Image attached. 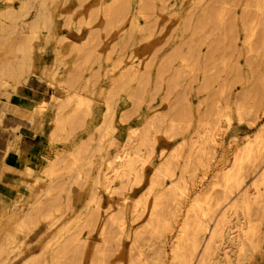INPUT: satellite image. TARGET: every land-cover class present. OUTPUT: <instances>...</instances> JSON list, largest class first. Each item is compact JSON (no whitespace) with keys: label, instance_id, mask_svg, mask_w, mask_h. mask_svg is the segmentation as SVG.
<instances>
[{"label":"rangeland","instance_id":"374dc122","mask_svg":"<svg viewBox=\"0 0 264 264\" xmlns=\"http://www.w3.org/2000/svg\"><path fill=\"white\" fill-rule=\"evenodd\" d=\"M41 1H43V0H32L34 7L31 8V11L28 12V14L26 16H24L23 19H20L18 21V26L15 29L16 31L14 30V32H10L11 34L13 33L11 36H9L10 34H7L6 36L4 35L2 38L4 45L3 46L1 45V47H0V50H1L0 51V62L7 60L8 58L13 59L15 57L16 59H14L12 62L16 61L15 63H17V64L15 67L18 68L17 69L18 74L16 77H5V76L0 75V140L5 138V141L8 145V142H9L8 138L10 140H12L13 137H11V136H13L14 132L17 131L20 127H24L26 124L36 126V125H39V122H41L40 117L46 111V109L49 105L44 109L42 114L40 113L41 115L37 112V110H34V112L32 114H30V116L28 118L23 119V121H21V122L20 121L17 122L16 125H14V126H13L14 121H13V116H12V111H11V105L13 104V101H12L13 98L17 94H21V92H24V91H37V88L39 90H41L40 87H38V84L40 83V81H42V80H40L39 76L45 77V69H44V67L40 69L39 66H42V65L44 66L45 61L47 60V58H49V50L50 49H52V51H53V58H54L55 63L57 60L59 65L65 66L63 60L67 59L68 57L73 56V61H74L73 67L74 68H72V69H77V72L80 74V78H81V79H79V82L76 85L77 87H75V89L81 88V90H79V94L82 93V95H84L88 98H89V96L95 97V99L90 98L86 102L79 103L78 99H75V97H73L70 100V102H68V104L66 103L67 106L64 105L62 107H57L54 104L56 106L55 107L56 113L54 112L52 120L54 119V117H56L57 113L60 114V116H66L67 115L66 117H69V119L71 120L69 122L70 127L68 124L65 123L64 124L65 128L62 127L61 130L54 131L53 130L54 121H52L51 127H52L53 132H55L56 134H54L53 137L51 135L52 138H50V140H51V142H56L58 147L56 149L47 150L44 153V156L42 158V162L37 165V169L27 168L28 170H30V172L28 171L29 173H27L25 171V173L28 174V175H26L27 179L29 180L30 177H33V176L34 177L32 178L31 182H28L26 189L24 190V192L22 193V195L18 199L14 200L12 196H8V197H4V198H7L5 201L2 197H0V240L4 239L7 231L11 232L12 226H13L12 224H15L14 223L15 216L20 214L21 211H24L29 206V204L31 202H33L36 198L39 197L41 200H46V198L49 199V198H52V196L57 197L58 201L61 200L60 203L58 202L59 205L61 206V205L65 204L64 202H69L68 196L70 195L69 200H71L70 201L71 203L69 202V205L74 210L72 209L69 212L67 211L66 213L61 215L56 221H54L53 223H50V224H49V222H47V219H41L39 221V223L37 224V226L35 227V230L32 232V234H30V236H27L26 240L28 238L32 239L33 237H36L38 235V233L43 232V235L41 234L40 241H38V244H36L33 247L34 250H38V248H39L38 246H40L42 243H45L48 241L52 243L51 244L52 246H50V249H52L55 246L54 240H55L56 232H58V230L64 231V230L68 229L69 233L73 232V231L81 232V234H80L81 237H83V238L87 237L91 240V242L97 243V244H99V243L101 244V242L104 243L108 238L111 239V240L108 239L109 242L106 241V243H104V244L107 245V247L109 249H110V247L112 249H110V250L106 249L105 245L101 244V245H103L102 247H105L104 249L108 250V251L104 250V253L105 252H107V253H105V257L103 258V261L99 264H131V263H133V264L140 263L141 264L140 261L143 259V257L146 258L145 260H148L144 264H149V263L153 264V262L151 260L154 259V257L152 256L153 252H151V251H153V250H151V249H152V247H154V246H152L154 243H158V239L156 238L157 240H155V242H154L153 236L156 233L154 232L153 229H151L152 226L150 225V227H149L148 226L149 224L147 223V222H149V219H148L149 216H147L148 215V208L152 204L151 201H153L152 198H154V196H155L154 194L155 193L159 194L160 190L163 189L164 186L170 182V179L167 177L162 178L163 179L162 185H161V180H159L160 181L159 185H161V186H159V189L160 188L161 189L159 190L158 186L154 185L155 187L153 186L151 189V192H150L149 191L150 187H151L150 184L152 182V173L151 172H153L154 168L157 166V162L161 158H165L167 156V154L170 155V153L173 152V150H171V149H173L176 145H178L177 146V153L180 156L176 157V159L178 158L177 160L175 158H173V159H175V162L173 161V159H170V160H172L171 162H174L171 165V166H174L173 178H178V177L183 176V179H185V180H183L181 182V184L183 183L182 185H184L185 187L183 186L184 189L182 191H184V192H182V193L184 195V194H186V191H188V192L190 191L189 193L187 192V195H184V196L182 195V193H178L176 195V197L174 198V200H172L174 202H172L170 200V204L172 202V205H176V207L178 206L180 208V209H178L175 206H173V209L176 208V210L178 209L177 211H179V210L181 211V212L179 211V213H177V214H179V215H177L178 216L177 220L181 219V218H179V216H182L183 212H185L184 210H186V207L190 204V202H191L190 199L193 197L192 195L194 194V191H198L200 189H203V191H202L203 197L201 194L200 195V197H202V198H200L201 204L200 203L199 204L203 208V206L206 207V205H208V203L210 205H212V203H214L215 206H211V208H213V210H214L213 217L214 216L217 217L219 215V212L221 213L222 208L223 209L225 208V204L227 206L229 204L228 201L230 200L231 201L230 204L232 206L233 202L238 200V197L242 194V190H244L246 187H247L246 189L251 191V192H253L252 190H254L256 188V187L255 188L252 187L251 186L252 184L250 185L249 183L250 182L252 183L253 178H255L256 174L259 175V172L262 170L261 169L259 171V169L264 168L263 167L264 166V164H263L264 157L262 155V154H264V147L261 148V146H264V144H263L264 143V131H263V126H264V106H263L264 105V97L263 96H264V94L262 95V93H264V72H263V70H264V30H263L264 29V27H263L264 26V16H263L264 15V6H263L264 0H255L254 2H253V0H250L251 2L254 3V6L251 3L249 4V0H248V3L247 2L245 3L244 0H238L237 3H236L237 0H232V1L231 0H221L218 3L217 2L215 3L216 0H210V1H212V3L211 2L209 3L208 0H202V1H199V0H195V1L194 0H151V1L145 0V4L146 3L148 4L145 7H149V9L145 8V7H144V9H148L150 11V13H148L149 12L148 10L147 11L144 10V12H145L144 13L142 11L140 12L138 9L140 7V5H142L141 2L144 0H142V1L141 0H123V5L126 6L127 11L122 10L119 12L116 11L115 13H113V12L108 13L107 11L106 12L104 11V10H106L105 7L106 8L108 7L111 0H54V1L53 0L52 1H49V0L46 1L45 0L44 4L47 7V12H48L47 14H48L50 22L47 23V25H44L43 23L42 24L39 23L37 26V29H35V31H34L35 33H32L33 31L30 33V30H29L27 24H24V22L25 23L29 22L32 15L36 13L35 7L36 6L38 7V5L41 3ZM148 1L153 2L155 4L152 3V6H151L150 5L151 3H149ZM196 1L197 2L199 1V2L195 3ZM206 1H207V3H206ZM256 1H258V2H256ZM19 3H20V0H0V9L5 5H18ZM208 3L210 4V6L212 8H210V6H208L209 5ZM227 3H229V4L231 3V4L228 5ZM104 4H106V5H104ZM211 4H213V5H211ZM217 4H219V5H217ZM240 4H242V5H240ZM244 4H245V7H243ZM207 6H208V10L205 8ZM232 6H234V8ZM248 6H250V8ZM258 6H260V7H258ZM230 7H232L231 10H230ZM214 8L217 9V12H216V10H213ZM242 8H243V10H242ZM248 8H249V10H248L249 12L247 11ZM205 9L207 10V12L205 11ZM226 9H227V11H226ZM141 10H143L142 6H141ZM202 11H203V14L201 13ZM204 12L207 13V16L205 15L206 13H204ZM213 12L215 14L213 19H216V23L214 22L215 20H212V18H211L213 16ZM151 13H153V14H151ZM200 13L203 16H201ZM223 13H225V14H223ZM243 13L246 15L245 17H244ZM248 13L250 16L248 15ZM144 14H145V16H144ZM227 15H229V16H227ZM258 15H260V16H258ZM200 16L202 18L201 21L202 20H206V21H204V22L202 21V24H199V26H197L198 24H196L197 22L195 23V21H197V19ZM88 17H89L90 21L86 22L85 18L88 19ZM146 17H147V19H144ZM221 17H222L223 21H222V19H220ZM248 17H249V19H247ZM148 18L150 19V21ZM155 18H156V21L154 20ZM209 18H211V20L213 21V23L211 22L212 25L209 22V20H210ZM232 18L234 19L233 23L234 22L236 23V24H234L235 30L237 29L236 30V33H237L236 37L234 36L236 39L233 38V35H234L233 28L234 27L232 26L233 25L232 21H231L232 25L229 26V23H230L229 21L233 20ZM183 19H185L186 21ZM224 19H226V20L228 19V21H227L228 24L226 22H225L226 24L223 23L224 21H226ZM258 19H259L258 24L260 23V26L256 25L257 23L254 24V21L257 22ZM133 20H135L139 26H142L141 28H143V26H144L142 31L148 27V26L145 27L146 25H149V24L152 25L150 27L152 29V32H151V29L149 27H148L149 30L147 28L145 31L142 32L141 28L139 26L138 27L140 29L139 28H135V29L132 28V30L131 29L129 30V28L131 27L130 21H133ZM180 20H182V21H180ZM192 20H194V21H192ZM246 20H249L250 24H249L247 29L246 28L243 29V23H244L243 21H246ZM6 21H8V20H6ZM183 21H185L184 23H186L188 21L189 22L187 24H185L183 27V25H182ZM198 21H200V20L198 19ZM249 21H247V23H244L245 27H247ZM261 21H263V22H261ZM144 22H146V23H144ZM179 22H180L181 27L179 25ZM193 22H194V24H196V26L192 25ZM6 23L9 25V22H6ZM214 23H215V25H214ZM253 25L254 26L256 25V26L254 27ZM76 26L78 28H76ZM191 26L196 27V28H193ZM226 26L227 27L229 26L231 28V30H230V28L227 29V32H228V33L226 32L227 34L225 32H223L224 30H222V27H223V29L224 28L226 29ZM236 26H238V27H236ZM256 27H257V29H256ZM96 29H98V30H96ZM193 30H195V31H193ZM101 31H103V32H101ZM127 31H129L128 32L129 34L126 33ZM148 31H150L151 33ZM230 31H232V33ZM252 31L255 34L252 33L253 35L251 36ZM105 32H107V33H105ZM136 32H139V33H136ZM246 32H249V33H247V34H249L248 35L249 39L247 42H249L250 45H249V43L243 42L245 39L241 42V40L243 38H245V36L243 37V35ZM88 33L90 34L89 36L87 35ZM144 33H146L147 35ZM153 33H154V35H153ZM218 34H220V35H218ZM227 35H229L230 38H228ZM63 36L71 38L72 40L77 41L78 43H79V41H80V43L83 42L82 40H84L87 36L89 37V39H90V37L92 38L91 41L93 43L90 41L91 43L88 44V47H91L93 49L91 50V52L88 56V58H89L88 62L86 61L87 63H84L86 65H84V64L82 65V59L80 57L81 50L80 51L76 50L77 44L76 43H75V45L74 44H72V45L67 44L68 41L65 40ZM132 36H133V38H132ZM225 36L228 38V40H226ZM5 37H6V39H4ZM93 37H95V38H93ZM26 38H27V40H29L28 49H25L23 47L25 42H27ZM120 39H122V41H120ZM185 39H186V41H185ZM200 39H201V42L199 43L198 40L200 41ZM4 40H5V42H4ZM208 40L209 41L211 40V41L209 42ZM250 40H251V42H250ZM192 41L193 42L197 41L196 42L197 45H195L196 43H193ZM206 41L209 42L208 45H207ZM214 41L217 42V43L215 42V44H217V45L216 46L210 45V43L214 44ZM131 42H133V43H131ZM136 42H137V44H136ZM191 42L193 43L192 45L190 44ZM87 43H88V41H87ZM129 43H131V44H129ZM241 43L243 44V46ZM189 44H190V46H189ZM209 45H210V47H209ZM234 45L236 47L238 46V48H236V47L233 48ZM92 46H95V47H92ZM191 46H193L192 47L193 50H192ZM219 46H220V49H218ZM229 46H231V47L229 48ZM172 47H174V50L172 49ZM207 47H209L210 52H211V50H213L212 47L214 49H216L213 54H211L210 52L209 53L207 52L209 54V57H207L208 55L206 54V51H208ZM232 48L235 50H233ZM64 49L67 51H63ZM171 49L176 54L179 53L178 58H177L178 54L175 55V53L173 51L169 52V50H171ZM110 50L111 51L113 50V51L111 52ZM175 50H177V51H175ZM16 51L18 53H16ZM152 51H153V53H152ZM218 51H219V53H218ZM78 52H80V53H78ZM168 52L171 55L173 54V57L171 56L173 60H171V61H169L171 59V57H169V55H168L169 58L166 57L167 54H169ZM195 53H197L198 55H195ZM22 54H23V56H21ZM25 54H27V55H25ZM76 54H77V56H76ZM205 54L207 55L206 57L204 56ZM210 54H211V56H210ZM174 55L176 56V59H174ZM192 55H195V57ZM26 56H28V57L30 56V58H28V59H31V62L27 63V60H25L27 58ZM159 56H163V57L161 58ZM196 56H198V57L196 58ZM203 56L206 59H204ZM22 57H23V59L24 58L25 59L23 60ZM78 57L80 59H78ZM119 57H120V59H119ZM181 57H184V58H181ZM192 57H193V59H192ZM18 58H19V62H17ZM164 58H165V60L168 58V60H166V63H165V64H167V62H168V64L166 65V68H164L165 67L164 66L165 64L163 63ZM136 59L138 62L136 61ZM148 59L149 60L152 59V61H149ZM202 59L204 61H202ZM130 60H131V62H130ZM146 60H148V62H149L148 65H150V68L147 66ZM198 60H200L203 64L200 61L198 62ZM22 61H23V64H22ZM77 61H78V63H77ZM80 61H81V64H80ZM118 61L120 62V64ZM160 62L164 65H162V66L159 65ZM234 62H236L235 65L233 64ZM18 63L20 64V66ZM25 63H26V68H25ZM127 63L133 64L135 66V68L137 66L136 69L139 71H142V69H143L142 72H144L145 74L142 72L139 73L140 77H138V78H140V79H130L129 84H128L126 82L127 79L124 77L125 75L121 77L120 73H119L122 69L126 68L125 66ZM195 63H196V65H195ZM31 64H32V66H31ZM128 64H127V66H128ZM200 64H201V67H200ZM143 65L146 66V70L149 69L147 72H145L146 71L144 69L145 66H143ZM184 65H187V66H184ZM27 66L30 68H28ZM158 66H161V68L163 67L164 69H166V72H165L163 70V68L161 70L159 67V69L161 70V73L164 72L162 74V76H160L161 73L159 71L157 72ZM194 66H196L197 69ZM231 66H233L234 69H231L232 68ZM237 66L240 70H237ZM181 68H182V70H180ZM55 70H57V69H55ZM203 70H205V71H203ZM180 71H183V72L181 73ZM236 71H238V73H236ZM55 72H57V71H55ZM55 72H54V74H55ZM148 72H149V74H148ZM239 72H240V74H239ZM146 73L148 74V77H147ZM156 73L159 75V78H157L158 75ZM118 74H119V77H118ZM180 74L186 75V76H183L185 78H182ZM206 74H208V75L206 76ZM209 74H211L210 75L211 77H208ZM212 74L214 75V77L216 79H215V81L213 80L214 81L213 83H211V81H210V83L208 84V82H206V80L204 78L207 77L206 79H207V81H209L208 79L213 77ZM236 74L237 75L239 74V75L237 76ZM174 75H176V77H177V75H180L179 76L180 78L178 77L175 79ZM234 75H236L235 76L236 79H235V77L231 78ZM259 75H260V77H258ZM20 76H22L23 78ZM55 76H57V75L55 74L54 77ZM191 76L192 77L195 76V78L193 79ZM162 77L164 79H162ZM172 77L175 80H173L170 83L169 81L172 80L171 79ZM238 77L239 78L241 77V79L243 81L240 79L238 82L237 81ZM113 78L116 79L115 83L119 80L116 83V85H118V83L120 84V82H123L122 81L123 78H125L126 80H124L123 86L121 83V85L117 87L116 85L113 84V82H114ZM144 78H145V80H144ZM229 78H231V80H233L232 81L233 83L232 82L229 83L231 81ZM18 79H19V81L17 83ZM87 79L93 80L92 81V84L94 86L93 92H88L85 88H83L84 86H86V82H87L86 80ZM112 79H113V82H112ZM146 79H147V81H146ZM212 79H214V78H212ZM23 80L25 81V83ZM137 80H140V82L146 81L148 83H147V85H146V83H143V84H145L144 87H142L143 85L141 83V87L143 89L142 88L139 89V87H140L139 85H138L139 87L137 86L138 88L135 86L138 83ZM160 80H162V81L160 82ZM202 80H203V82H205V84H204L203 88L200 89V87H201L200 83L203 84ZM226 80H228V81H226ZM131 81H132V83H131ZM174 81H176V82H174ZM234 81H237V82H234ZM259 81H261V82H259ZM140 82H139V84H140ZM20 83H22V84H20ZM168 83L172 85V87L170 86L169 90H168V88H169ZM255 83H256V85H254ZM95 84H98V85H96V87H95ZM206 84H208V85H206ZM217 84H219V85L217 86ZM229 84H230V86H228ZM125 85L127 88L128 87L129 88L127 89L125 87ZM253 85L256 86L255 87L256 89L254 88ZM114 86H116V88H114ZM133 86L135 88H137V90L139 92L135 88L133 89ZM110 87H113L112 90L115 93V95L112 92V90L110 89ZM119 87H121V88H119ZM123 87L127 89V90L125 89L126 92L129 91L128 93H133V90H134V92L136 91L135 92L136 97H137L138 93L142 94V91L144 90L143 94L140 95L141 97L139 96L140 97L139 99L137 97L139 102L137 101L136 97H133V95L135 96V93H133L132 95H128V93L121 90V89H124ZM96 88H97V91H96ZM164 88L165 89L167 88V89L164 90ZM221 89H222V92H221L222 94L220 95ZM249 89H250V91H249ZM116 90H117V94H116ZM140 90H142V91L140 92ZM242 90H245V92L247 94L244 93V91H242ZM66 91H69V90H66ZM253 91H254V93H253ZM176 92L177 93L179 92L178 93L179 96L181 93H183V94L185 93V95L183 96V94H182L181 97H179L177 94V96H174ZM242 92L244 95H246L245 97L243 95L240 96L242 94ZM109 93H112L111 95H113V96H110ZM66 94L67 93H65V95ZM166 94L168 97L165 96ZM169 94H171V95H169ZM236 94L239 95V97H243L244 100L242 101L241 99H239L237 96H235ZM173 97H174V100L172 99ZM234 97H235V99L237 97V99H236L237 101H235V102H234ZM178 98L180 99L179 101L183 100L182 102L187 103L188 107L185 106V108H186V110L184 108L185 111H182L183 108L179 107L180 108L179 109L177 107L179 104H180L179 106H181V107L184 106V105H181L183 103H181V102L179 103L178 101H176V99L178 100ZM260 98H261V101H260V106H259L258 102H259ZM104 99H106V100H104ZM209 99H210V101H209ZM255 99L256 100L258 99L257 103L255 102ZM134 100L136 101L135 105L136 106L139 105V106H137L138 108L132 106V104L134 105V103H133ZM239 100H240V102L242 101V104H240ZM208 101L209 102L212 101V102L216 103V104L211 103L212 105L214 104L213 107H211V104H210V108H209V110L211 109L210 111L207 109L209 107V106H207V103H209ZM232 101L235 103L234 104L235 107L233 106ZM106 103H111L113 105L114 110H115L113 122H114V124L116 123L115 124L116 130L114 129L113 131H110L108 133L109 135L107 134L104 138H100V137H102L103 132H100V134H99V131L95 130V125L100 120H102V117H103L102 112L106 107L105 106ZM229 103H231V104H229ZM237 103L239 104V106ZM174 104L176 105V107L179 110L175 106H174V108L172 107ZM204 104H205V106H204ZM224 104H225V106L227 105L228 107L227 106L224 107ZM229 105H230V107L232 106L233 110H229ZM130 106H131V108H130ZM170 106L174 109V111H173V109H171ZM237 106L240 109L242 120H240L241 118L240 119L238 118ZM255 106L258 107V110H257V107L255 108ZM168 107H170V108H168ZM253 107H254L255 111L253 110ZM261 107H263V108L261 109ZM132 108H134V110ZM135 108H137V109L135 110ZM175 108L178 110V112L175 110ZM214 108L215 109L217 108V110L221 111V112L219 111L220 112L219 115L216 111H212ZM232 108H230V109H232ZM129 109L132 110V115H130L131 113L129 114V111H130ZM167 109H168V111H169V109H171L172 113L176 114L177 116L170 113L171 111H169L168 114H167V112L165 113V111H167ZM187 109L188 110L190 109V111H188ZM223 109L226 111H228V110L229 111L226 112V111H223ZM133 111L135 113H133ZM179 111H181V112H179ZM208 111H209V113H208ZM71 112H72V114H71ZM76 112H77V114H76ZM213 112H214V114H213ZM124 113H126L125 117L123 116ZM179 113L182 115H179ZM216 113H217V115H216ZM223 113H225L226 115L223 116L222 115ZM234 113H235V115H234ZM183 114L185 116L187 115L186 119H184L185 117L183 116ZM204 114H205V116H204ZM71 115H72V117H71ZM74 115H76V116H74ZM127 115H128V118L126 119ZM170 115H171V118L173 116L174 117L171 119ZM228 115L231 117H229ZM203 116L206 119L203 118ZM227 116L229 117L228 122H227ZM120 118L121 119L123 118V121ZM152 118H154V119H152ZM176 118H178V119H176ZM230 118H231V120H230ZM124 119H125V121H124ZM196 119H198L200 121V124L198 123L199 127H200L199 130H198L199 127L197 126L198 120L196 121ZM207 119H208V121H210L209 122L210 124L208 123ZM203 120H205V121H203ZM215 121H217V122H215ZM204 122H205V124L207 123L208 125L203 124ZM148 123H150V124H148ZM211 123L214 125H211ZM146 124L148 125V127ZM149 125H151V126L149 127ZM227 125H228V127L226 128ZM49 126L50 125H45L44 127H45V129H47ZM142 126H144V127H142ZM209 126H210V128H209ZM212 126H213V128H212ZM141 127L143 128L144 131L142 130V132H144V133L147 130L146 128H149L148 132H146L147 134H149L148 135L149 137H147V134L145 133L146 139H142L143 136H141V138H140L141 141H140L138 139L139 138L138 135H140V133H141V135L144 134L141 132V129H142ZM195 127H197V128H195ZM203 128L206 130H203ZM207 128L209 130L213 129V131H210L211 134ZM214 128L215 129L217 128V130L215 131ZM79 129H81V131H78ZM68 130H70L71 132H69ZM196 132H198L199 135H198V133L196 135H194ZM90 133L93 135H91L92 136L91 139L87 140L88 139L87 135H90ZM110 133H111V135H110ZM130 133H132V134H130ZM213 133H214V135H213ZM254 133H258L257 140L253 141L254 147L252 145V147L254 149H256L255 151H253V149H252V155H253V153H255L256 155L254 154L253 159L250 160L252 158V155H251V158H249V160H248L250 163H247V161L244 160V162H246L247 164L243 163V161H242V163L240 161H238V162H236V165H233L232 164L233 163L232 158H234L233 157L234 153H235L234 149L236 151V146H239L240 143H242V141L246 139V136L250 140H253L251 135H254ZM203 135H204V137H203ZM207 135H208V138H207ZM220 135H222V136H220ZM244 135H245V137H243ZM259 135L261 137H259ZM125 136H128L129 139H128V137L126 138ZM196 136L197 137L199 136V138H197ZM212 136H214V137L212 138ZM217 136H218V140H217ZM210 137L212 138V140ZM92 138H93V140H92ZM147 138H149V139H147ZM188 138H189V140H188ZM214 138H216V140ZM18 139H19V137H18ZM190 139H191V141H190ZM236 139L239 141H237ZM81 140L82 141L87 140L88 143L84 141L83 142L84 144L82 143L81 144L82 146H81L80 145ZM138 140L140 141V143L138 142ZM145 140H148V141H145ZM209 140H211V141H209ZM185 141H187L186 142L187 145H184ZM188 141H190V142H188ZM193 141H195V142H193ZM214 141H216V142H214ZM229 141H230V143H229ZM191 142H193L194 145H192L193 143H191ZM199 142L201 144L204 143V144H202V146L200 144L201 149L199 146ZM234 142L236 145L234 144ZM180 143H181V146H180ZM212 143H214L215 145ZM217 143H218V145H217ZM76 144L78 146H81V147H79V149L74 148V146L75 147L77 146ZM189 144H191L190 147H189ZM7 145H6V150L9 149L8 148L9 146H7ZM205 145H206V147H205ZM232 145H233V147H232ZM129 146H130V148H129ZM132 146H133V149L131 148ZM185 146H186V148H185ZM136 147L139 149H137ZM187 147H189L190 149H188ZM195 147H197V148H195ZM202 147H203V151H201ZM72 148H74V149H72ZM127 148H128V150H127ZM221 148H222V150H221ZM134 149H136V152H135L136 154L132 155V152L134 153V151H135ZM162 149L164 151H162ZM199 149H200V151H199ZM205 149L208 151L209 155ZM210 149H212L211 152H209ZM73 150H74V155L77 154L76 157H74V155H71L68 157V155H70L69 153ZM126 150L130 153V155H132V157L135 156L136 159L138 158L139 161L135 160L138 163L136 162L133 166V163L135 162V161H133V163L131 165L136 170L135 169L133 170V167H132V170H130L131 173L128 174V177L127 176H125V177L124 176H118V175L114 177V175L112 174L113 176H111V178H114V180H113V182L111 181L112 183L110 184V187L111 186L112 187L110 190L114 189V187H115L116 193L114 192L112 194V198L110 199L111 201H109V203H108V199L106 200V198H107L106 196H108V195H107L106 191L103 190V187H101L102 184L98 183L99 181L97 178H99V176L95 177V175H97V173H100L101 171H106V170H109L111 168V167H109L108 162H110L111 159H113V156L115 158V164L120 165L121 162L123 161V159L125 158L124 153L126 152ZM187 150L189 151L190 155H191L190 151H192V155H191L192 157L191 156L187 157V155H186V154H188V153H186ZM259 150H261V151H259ZM152 151H153V153H152ZM193 151L195 153L197 152V154H199V156H197ZM67 152H69V153H67ZM116 152H117V154H115ZM183 152L185 154H183ZM204 152L207 154H205ZM259 154L261 155L259 158L260 161L256 162V160H258ZM116 155H117V158L115 157ZM194 155L197 157H195ZM182 156L184 159L182 158ZM256 156H257V158H256ZM81 157H82V159H81ZM139 157H140V159H139ZM179 157L181 158V160ZM199 157H201V158H199ZM202 157L206 158V159L204 160ZM220 157L222 158V160H220L221 159ZM55 158L58 159L57 160L58 162L56 161ZM185 158L188 159V161L192 158L194 159V160L192 159V160H190V162H188V165L189 166L191 165V167L187 166V167H189L188 169L186 168L187 172L186 171L184 172L182 169H179L180 167H182V166H180V164L184 163L183 160L186 161ZM214 158H216V159H214ZM218 158H220V159L218 160ZM54 159H55V162L57 163V164L56 163L54 164L56 167L53 166L54 172L51 175L45 176V175H47V173H44V170L49 165V163ZM75 159H76V161L78 160L77 164H74ZM195 160H197L198 162L199 161L200 162L205 161L204 165H200V164L197 165L198 163ZM208 161L210 163H207ZM214 161H216L215 166H214ZM252 161H253V163H252ZM193 162H194V164L197 163L196 166L194 164H192ZM175 163H177V165H179V168ZM248 164L250 167L248 166ZM250 164H252V165H250ZM253 164L257 165L255 167L256 170L254 169ZM76 165H78L79 167L82 166V168L80 167L78 169V168H76ZM232 165L234 166V168ZM67 166H68V168H67ZM192 166L196 167V168H193ZM205 166L207 168L208 167L209 168L207 170H205L206 169ZM216 166H219L220 169H219V167H216ZM229 167H232V169H231L232 174L234 172H236L237 169L238 170L240 169L239 171H241V174L247 173V175L245 174V176L242 175V176L238 177V179L241 177L240 180L241 179L243 180V178H245V179L241 182L242 184H240L239 187H236V188L231 187L230 188V190H231L230 192L232 194L228 191L226 192L227 197H228L226 199V197H225L226 193L224 194L223 192H224V189L226 191L227 187H226V185H224V187L222 186L223 177H222V179H220L222 174H220V177H219L218 171L221 172L225 168H229ZM190 168L191 169L193 168V170H191ZM212 168H213V170H212ZM72 169H74V170H72ZM79 170L81 172H79ZM214 170L215 171L217 170L216 174L213 172ZM242 170H243V172H242ZM180 172L182 174L180 176H178L180 174ZM201 173H203V176ZM212 173H214V174H212ZM221 173H223V172H221ZM76 174H77L78 178H75ZM211 174H212V176H211ZM234 174L236 176L240 175L239 172L238 173L236 172ZM81 175H82V178H81ZM84 175H85V177H83ZM216 175L218 176L217 178H216ZM257 175H256V178L258 177ZM94 177H95V180H93ZM202 177H203V179H200ZM212 177L213 178L215 177L216 179L219 178V180H221V182H220V183H222L221 184L222 187L220 186L221 188L219 187L220 183L216 179L215 180L212 179ZM159 179H161V178H159ZM65 180H66V182H65ZM127 180H128V182H127ZM61 181H62V183L65 182V185L63 186V188L60 186L57 187L58 185H61ZM70 181H71V183H70ZM120 181H121V183H123L121 185L122 188L117 187L121 184V183H119ZM216 181L219 184L216 183ZM254 181H257V179L256 180L254 179ZM254 181H253V183H254ZM207 182H211L212 184L207 183ZM95 183H96V185H95ZM124 183H126V184H124ZM185 183H186V185H185ZM230 183H229V185H230ZM207 184H209V185L207 186ZM255 184L258 186L259 182L257 181V183L255 182ZM68 185H69V187H68ZM244 185L246 187H244ZM94 187H96L97 190L96 189L92 190ZM156 188L159 190V192ZM190 188L193 190H191ZM232 188H234L235 190ZM123 189H125V190H123ZM219 189H221V190H219ZM206 190H209V191H207L209 193H207ZM148 191H149V193H148ZM237 191L239 193L238 197H237ZM120 192H122V193H120ZM94 193L97 195L96 198L98 197L96 202H100V203H97L98 208H100L99 209L100 211L99 210L97 211L98 214L96 213L97 217L92 218L91 221H88L85 216H81V217L77 218L76 217V215H77L76 210L82 211L84 209L83 211H85L87 209L89 211H91V210L94 211L92 209V207L93 208L95 207V203L93 201L90 202V199L92 198L91 194H94ZM204 193H207L206 197H208L207 195L210 193L212 194V195L210 194L211 197H214V198L217 195L218 199L220 198L219 196L221 193L222 194L221 198H220L221 200L219 201L216 197L218 202L215 201V199L213 201L211 200L212 203L208 202L210 199H209V197L206 199V197L204 196ZM0 194L2 195L3 193H0ZM144 194H146V195H144ZM223 194L225 195L224 196V198L226 199L225 202H223V200H225V199H223ZM228 194L230 196H228ZM233 194H234V196H233ZM124 195L126 196V200L123 204L125 207L121 206L122 203L120 205V203L118 202V200L121 199ZM181 195H182V197H181ZM103 196L105 197V199ZM150 196L151 197L153 196V197L151 198ZM189 196H190V198H189ZM204 197H205V200H204ZM263 197H262V199H263ZM139 198L140 199L145 198V199H143L146 202L145 205H144V203H142L144 201L142 200V202H141V200ZM177 198H180V199H177ZM182 198H184V199H182ZM233 198L235 199V201ZM232 199H233V202H232ZM257 199H260V197ZM206 200H207V202H206ZM163 201H164V199L161 200L162 204L160 203L162 206H163V204L165 205V203L167 202L166 199H165L166 202L163 203ZM204 201L207 203L206 205L204 204L205 203ZM255 201H257V202H255ZM255 201H253L254 203H252V201H251L252 204H250L249 207H251V206L252 207H251V210H248L247 214L246 213L244 214L242 212V210H238V209L235 211L234 214L232 212L233 215H231V216L233 219L231 221V225H233V226H232V228H225V232H224L225 234H224L223 238L220 239V242H217L215 244V247L219 244L220 245L216 247L215 252L212 254L213 257L211 256L213 261L210 260L209 264H220V263L221 264H264V203H263V201H260V202L258 200H255ZM92 202H93V204H92ZM139 202H141L142 204H139ZM220 202H221V204H219ZM84 203H85V205H84ZM87 203H89V204H87ZM114 203H115V205H114ZM136 203H138V204H136ZM179 203H181V204H179ZM187 203H189V204H187ZM168 204H169V201L167 202L166 205H168ZM87 205H88V208H87ZM172 205L167 206V207H169L168 209L166 207L165 213L167 212V210H169L172 207ZM258 205L260 206V208H258L259 207ZM84 206H85V208H84ZM117 206L123 207L122 210L123 209L124 210L121 211V209L120 208L118 209ZM161 207H158V208L160 209ZM181 207H184V209ZM220 207H221V209H220ZM115 208H116V210H115ZM197 208L198 207H196L195 210L196 211L198 210V213H200L199 208L198 209ZM164 209L165 208L162 207V210H164ZM162 210H159V211H162ZM170 210H172V208ZM230 210H233V209H230ZM110 211H111V213H110ZM115 211L118 212V213L116 212L115 215H117V218L120 217V219H118L119 220L118 222H114V221L111 222V219L114 218L113 217L114 213H112V212H115ZM252 211L255 213H253ZM42 212H44V210ZM256 212H257V214H256ZM119 213L122 214V216L118 215ZM190 213H191L190 214V216H191L192 211ZM194 213H195V211H193V215H194ZM236 214H237V217H236ZM107 215H109L111 218H108L109 216H107ZM147 219H148V221H147ZM66 223L68 224L67 227H66ZM146 223L148 225H146ZM51 224H53V225H51ZM116 224H117V226H116ZM139 224H140V227H139ZM209 224H210V226L213 225L212 219L209 221ZM252 226L254 229L252 228L251 230H249ZM13 229H15V225L13 226ZM241 230L245 231V233ZM254 230H256V231L254 232ZM147 231H148V234H147ZM235 231H237V232H235ZM113 232H115V233H113ZM143 232H145V233H143ZM172 232L170 233V235L168 233H166L164 236V238H165L164 240L166 241V243L163 246V248L166 252V259L161 260L160 264L169 263L168 260L170 259L169 257L171 254L169 252L170 250H169L168 245L170 242L169 239L171 240V238L174 235V233H172ZM110 233L113 234V235H111L113 237H109ZM229 233H231V234H229ZM247 233L250 236V237L248 236L249 239L246 235ZM65 234L66 233H64L63 235H65ZM134 234H135V237L134 236L132 237V235H134ZM102 236H104L105 238L107 236L108 238L105 241H102V240H104L103 239L104 237H102ZM155 236L157 237V234ZM101 238H102V240H101ZM241 238L244 240V244H243L244 247H242L243 245L241 244L242 246L240 248V242L239 241L241 240V243H243V240ZM119 241H120V243H119ZM217 241H219V240H217ZM233 241H235V244L233 243ZM151 243H153V244L151 245ZM109 244H110V246H108ZM116 245L119 248L118 250H120V252L119 251L116 252L117 251V250H115V249H117V247L115 248ZM131 246H132V248H131ZM150 246H151V248H150ZM239 248L242 250H240ZM27 252H29V250H27L26 252L20 253L19 256L17 255V257L13 258V260L10 262V264H16L21 258H23L27 255ZM112 252L113 253L116 252V253L113 254V256H112V255H110V253L112 254ZM224 252H226V253L228 252L225 255L226 258L229 257L228 259H226V258L224 259L222 257L224 255L223 254ZM238 252H240V253H238ZM80 254H83V255L81 256ZM107 254H109V255H107ZM215 254H218V255H215ZM14 255H15V253L12 252L10 254V257H13ZM70 255L71 254L69 252L67 253V255L65 253L59 257L58 261L56 260L55 262H52L51 258H50L51 255L48 254L46 256V261L48 262L47 264H60V263L61 264H66V263L67 264H69V263L70 264H76V261H71V257L73 255H71V256ZM76 255L75 256L78 258L73 257V259L77 260V264H86V263L96 264V263L90 261L91 258L86 256V253L83 250L81 253H76ZM79 255L81 258H79ZM106 255H107V257H106ZM120 255H122V256H120ZM140 255H142V256L140 257ZM119 256H120V258H119ZM67 257H69V258H67ZM215 258H218V259H215ZM143 260H142V262L145 261V260L144 261ZM164 260H166L167 262H165ZM218 260L220 261V263ZM237 262H239V263H237Z\"/></svg>","mask_w":264,"mask_h":264},{"label":"bare ground","instance_id":"6f19581e","mask_svg":"<svg viewBox=\"0 0 264 264\" xmlns=\"http://www.w3.org/2000/svg\"><path fill=\"white\" fill-rule=\"evenodd\" d=\"M44 1V2H43ZM43 1H41V3L38 5V7L36 6L35 7V10H36V13L35 14H33L32 15V17L30 18V20H29V22H27V23H25L24 22V24H27V26H28V28H29V30H30V33L32 32V33H35L34 31H35V29H37V26H38V24L40 23V24H44V25H47V23H49L50 21H49V17H48V12H47V7H46V5L44 4L45 3V0H43ZM46 1H48V0H46ZM49 1H52V0H49ZM54 1V0H53ZM142 1V0H141ZM151 1V0H150ZM150 1H148L149 3H151L150 5L152 6V3L153 2H150ZM195 1V0H194ZM199 1H202V0H199ZM198 1V2H199ZM209 1V3L211 2L212 3V1H210V0H208ZM219 1H221V0H216L215 1V3L217 2H219ZM232 1V0H231ZM245 1V3L247 2L248 3V0H244ZM255 0H253V2H254ZM157 2V1H156ZM197 1L195 2V3H198ZM238 2V0L236 1V3ZM253 2H251L250 0H249V4L251 3L253 6H254V3ZM256 2H258V1H256ZM56 3V2H55ZM142 3V5H140V7L138 8L139 9V11L141 12H144V10H148L149 9V7H145V6H147L148 4L146 3L145 4V0L144 1H142L141 2ZM206 3H207V1H206ZM208 3V4H209ZM153 4H155V3H153ZM220 4V3H219ZM219 4H217V5H219ZM223 4V3H222ZM228 5H230L229 3H227ZM263 4H264V2H263ZM104 5H106V4H104ZM203 5V4H202ZM205 5V4H204ZM211 5H213V4H211ZM240 5H242V4H240ZM141 6H142V9L143 10H141ZM208 6H210V4L208 5ZM208 6L207 7H205L207 10H208ZM224 6V5H223ZM235 6V5H234ZM234 6H232L233 8H234ZM251 6V5H250ZM250 6H248L249 8H250ZM262 6V5H261ZM264 6V5H263ZM34 7V5H33V2H32V0L30 1V0H20V3L18 4V5H5V6H3L1 9H0V47H1V45L3 46L4 44H3V41H2V38H3V36L5 35H7V34H10L9 36H11L12 34L10 33V32H14V30L17 28V26H18V21L20 20V19H23L24 18V16H26L27 14H28V12H30L31 11V8H33ZM144 7L145 8H148V9H144ZM203 7V6H202ZM232 7H230V10H231V8ZM243 7H245V4H244V6ZM252 7V6H251ZM258 7H260V6H258ZM159 8V7H158ZM210 8H212L211 6H210ZM219 8V7H218ZM249 8L247 9V11L249 10ZM105 9L106 10H104L105 12L107 11L108 13H110V12H113V13H115L116 11L117 12H119V11H122V10H126V6L125 5H123V0L121 1V0H111V2H110V4L108 5V7L106 8L105 7ZM201 9V8H200ZM205 9V11L207 12V10ZM220 9V8H219ZM203 10V9H202ZM213 10H216V12H217V9L216 8H214ZM234 10V9H233ZM242 10H243V8H242ZM259 10V9H258ZM257 10V11H258ZM127 11V10H126ZM137 11V10H136ZM149 11V10H148ZM225 11V10H224ZM226 11H227V9H226ZM206 12H204V13H206ZM210 12V11H209ZM249 12V11H248ZM135 13V12H134ZM145 13V12H144ZM148 13H150V11L148 12ZM202 14H203V11L201 12ZM200 13V14H201ZM211 13V12H210ZM258 13V12H257ZM51 14V13H50ZM107 14V13H106ZM126 14V13H125ZM124 14V15H125ZM151 14H153V13H151ZM150 14V15H151ZM201 14V16H203ZM223 14H225V13H223ZM244 14V13H243ZM199 15V14H198ZM206 16H207V13L205 14ZM204 15V16H205ZM212 15V14H211ZM248 15H249V13H248ZM118 16V15H117ZM131 16V15H130ZM144 16H145V14H144ZM201 16L198 18L200 21H201ZM215 16V14H214V12H213V16L211 17L212 18V20H215L214 22L216 23V19H213V17ZM227 16H229V15H227ZM246 15L244 14V17H245ZM250 16V15H249ZM258 16H260V15H258ZM264 16V15H263ZM90 17V16H89ZM89 17H88V19H86L85 18V20H86V22H89L90 20H89ZM116 17V16H115ZM117 18V17H116ZM131 18V17H130ZM157 18V17H156ZM156 18L154 19L155 21H156ZM197 18V17H196ZM208 18V17H207ZM211 18H209L208 20H209V22L211 23H213V21L211 20ZM262 18V17H261ZM144 19H147V17L146 18H144ZM149 19V18H148ZM198 19H197V21H195V23L196 24H198L197 26H199V24H202V21L204 22V21H206V20H202L201 22L200 21H198ZM220 19H222V17L220 18ZM231 19V18H230ZM229 19V20H230ZM233 19V18H232ZM247 19H249V17L247 18ZM6 20H8V21H6ZM183 20H185V19H183ZM224 20H226V19H224ZM255 20V19H254ZM23 21V20H22ZM149 21H150V19H149ZM148 21V22H149ZM152 21V20H151ZM154 21V22H155ZM180 21H182V20H180ZM186 21V20H185ZM185 21H183L182 22V25H183V27H184V25L185 24H187L188 22H186V23H184ZM192 21H194V20H192ZM220 21V20H219ZM222 21H223V19H222ZM228 19L226 20V21H224L223 23H227L228 24ZM231 21H232V23H233V21H234V19L233 20H230L229 22V26L230 25H232V23H231ZM247 21H249V20H246V21H243L244 23H247ZM253 21V20H252ZM258 21H259V19L257 20V22L256 21H254V24L255 23H257L256 25H259L260 26V23L258 24ZM6 22H9V25L6 23ZM131 22V23H130ZM129 23L131 24L130 26V28H129V30L131 29L132 30V28L133 29H135V28H141L142 26H139L138 25V23L135 21V20H133V21H130ZM153 22V21H152ZM199 22V23H198ZM261 22H263V21H261ZM21 23V22H20ZM144 23H146V22H144ZM212 23H211V25H212ZM215 23H214V25H215ZM225 23V24H226ZM244 23H243V29H247L248 28V26H249V24H250V21L248 22V25H247V27H245L244 26ZM252 23V22H251ZM149 24V23H148ZM155 24V23H154ZM153 24V25H154ZM196 24H194V22H193V26H196ZM234 24H236L235 22L233 23V33H234V35H233V38H235L236 37V30H235V25ZM242 24V23H241ZM240 24V25H241ZM51 25V24H50ZM104 25V24H103ZM179 25H180V22H179ZM246 25V24H245ZM255 25V26H256ZM25 26V25H24ZM79 26V25H78ZM139 26V27H138ZM151 27L152 25H146L145 27ZM188 26V25H187ZM193 26H191V27H193ZM227 27L226 26V29L224 28L223 29V27H222V30H224L223 32H227V29L228 28H230V27ZM231 26V27H232ZM254 26V25H253ZM254 26V27H255ZM26 27V26H25ZM147 27V28H148ZM161 27V26H160ZM180 27H181V25H180ZM236 27H238V26H236ZM258 27V26H257ZM257 27H256V29H257ZM264 27V26H263ZM46 28V27H45ZM76 28H78L77 26H76ZM103 28V27H102ZM139 28V29H140ZM143 28H144V26H143ZM143 28H141V31H142V29ZM146 28V29H147ZM149 28H148V30H149ZM193 28H196V27H193ZM192 28V29H193ZM208 28V27H207ZM241 28V27H240ZM127 29V28H126ZM146 29H144L143 31H145ZM151 29V28H150ZM254 29V28H253ZM252 29V30H253ZM96 30H98V29H96ZM95 30V31H96ZM102 30V29H101ZM160 30V29H159ZM226 30V31H225ZM230 30H231V28H230ZM259 30V29H258ZM264 30V29H263ZM16 31V30H15ZM139 31V30H138ZM140 31V32H141ZM142 31V32H143ZM154 31V30H153ZM161 31V30H160ZM193 31H195V30H193ZM198 31V30H197ZM196 31V32H197ZM200 31V30H199ZM235 31V32H234ZM242 31V30H241ZM246 31V30H245ZM91 32V31H90ZM89 32V33H90ZM101 32H103V31H101ZM129 31H127L126 33H128ZM148 32H150V31H148ZM151 32H152V29H151ZM150 32V33H151ZM231 33H232V31H230ZM239 32V31H238ZM257 32V31H256ZM29 33V34H30ZM87 34L88 36L90 35V34ZM105 33H107V32H105ZM132 33V32H131ZM136 33H139V32H136ZM147 33V32H146ZM146 33H144V34H146ZM149 33V34H150ZM155 33V32H154ZM154 33H153V35H154ZM160 33V32H159ZM228 33V32H227ZM226 33V34H227ZM247 33H249V32H246V33H244V35H243V37L245 36V38H243L242 40H241V42L243 41V42H245V43H249V42H247L248 41V35L249 34H247ZM255 34L253 31L251 32V36L253 35V34ZM129 34V33H128ZM127 34V35H128ZM148 34V33H147ZM146 34V35H147ZM225 34V35H226ZM28 35V34H27ZM32 35V34H31ZM105 35V34H104ZM122 35V34H121ZM126 35V34H125ZM137 35V34H136ZM203 35V34H202ZM206 35V34H205ZM218 35H220V34H218ZM86 37L84 40H82L83 42H81L80 43V41H79V43L77 42V41H74V40H72L71 38H68V37H66V36H63L64 37V39L65 40H67L68 41V43L67 44H74L75 45V43L77 44V49L76 50H78V51H80L81 50V54H80V57H81V59H82V65L84 64V63H87L88 62V56H89V54H90V52H91V50L93 49V48H91V47H88V44L89 43H91L92 41V38L90 37V39H89V37ZM139 36V35H138ZM235 36V37H234ZM33 37V36H32ZM136 37V36H135ZM222 37V36H221ZM227 37L228 38H230L229 37V35H227ZM226 36H225V38H226V40H228V38H227ZM60 38V37H59ZM93 38H95V37H93ZM132 38H133V36H132ZM187 38V37H186ZM191 38V37H190ZM261 38V37H260ZM4 39H6V37L4 38ZM32 39V38H31ZM199 39V38H198ZM202 39V38H201ZM201 39H200V41L198 40V42L200 43L201 42ZM219 39V38H218ZM236 39V38H235ZM132 40V39H131ZM137 40V39H136ZM205 40V39H204ZM203 40V41H204ZM26 41L27 42H25V44L23 45V47L25 48V49H28V47H29V40H27V38H26ZM87 41H88V43H87ZM91 41V42H90ZM120 41H122V39H120ZM135 41V40H134ZM184 41V40H183ZM185 41H186V39H185ZM209 41V40H208ZM211 41V40H210ZM209 41V42H210ZM236 41V40H235ZM4 42H5V40H4ZM193 42V41H192ZM190 43L191 45L193 44V43H196L197 41H195V42H193V43ZM207 42V41H206ZM209 42H207V45L209 44ZM215 42L216 41H214V44H211L210 43V45H212V46H216L217 44H215ZM228 42V41H227ZM226 42V43H227ZM250 42H251V40H250ZM64 43V42H63ZM93 43V42H92ZM96 43V42H95ZM131 43H133V42H131ZM131 43H129V44H131ZM217 43V42H216ZM229 43V42H228ZM227 43V44H228ZM234 43V42H233ZM136 44H137V42H136ZM178 44V43H177ZM190 44H189V46H190ZM226 44V45H227ZM242 44V43H241ZM63 45V44H62ZM93 45V44H92ZM135 45V44H134ZM179 45V44H178ZM195 45H197V43L195 44ZM194 45V46H195ZM210 45H209V47H210ZM229 45V44H228ZM249 45H250V43H249ZM253 45V44H252ZM177 46V45H176ZM175 46V47H176ZM242 46H243V44H242ZM22 47V48H23ZM32 47V46H31ZM92 47H95V46H92ZM154 47V46H153ZM193 46H191V48H192ZM197 47V46H196ZM209 47H207V49H208V51H206V54L208 55H204L205 57L207 56V57H209ZM224 47V46H223ZM231 46H229V48H230ZM236 46L234 45V47L233 48H235ZM3 48V47H2ZM21 48V47H20ZM73 48V47H72ZM79 48V49H78ZM180 48V47H179ZM189 48V47H188ZM190 48V49H191ZM199 48V47H198ZM216 48V47H215ZM232 48V49H233ZM236 48H238V46L236 47ZM172 49L174 50V47H172ZM169 50V52L171 51H173V50ZM178 49V48H177ZM195 49V48H194ZM212 49L213 50H211V54H213L214 52H215V50L216 49H214L213 47H212ZM218 49H220V46H219V48ZM227 49V48H226ZM231 49V50H232ZM75 50V51H76ZM95 50V49H94ZM154 50V49H153ZM179 50V49H178ZM192 50H193V48H192ZM225 50V49H224ZM228 50V49H227ZM233 50H235V49H233ZM253 50V49H252ZM1 51V50H0ZM111 51V50H110ZM113 51V50H112ZM111 51V52H112ZM119 51V50H118ZM175 51H177V50H175ZM110 52V53H111ZM157 52V51H156ZM168 52V53H169ZM174 52V51H173ZM208 52V53H207ZM230 52V51H229ZM234 52V51H233ZM16 53H18L17 51H16ZM69 53V52H68ZM78 53H80V52H78ZM93 53V52H92ZM152 53H153V51H152ZM175 53V52H174ZM181 53V52H180ZM194 53V52H193ZM218 53H219V51H218ZM24 54V53H23ZM23 54L21 55V56H23ZM72 54V53H71ZM167 54V53H166ZM178 54V55H177ZM175 53V55H177V58H178V56H179V53ZM192 54V53H191ZM211 54H210V56H211ZM20 55V54H19ZM25 55H27V54H25ZM32 55V54H31ZM30 55V56H31ZM65 55V54H64ZM67 55V54H66ZM159 55V54H158ZM168 55H169V57H173V54L171 55L170 53L169 54H167V56L166 57H168ZM174 55V59H176V56ZM195 55H198L197 53H195ZM195 55H192V56H194L195 57ZM30 56L28 57V56H26L27 58L25 59V60H27V63L28 62H31V59H28V58H30ZM71 56V55H70ZM76 56H77V54H76ZM79 56V55H78ZM153 56V55H152ZM151 56V57H152ZM202 56V55H201ZM204 56H203V58H204ZM251 56V55H250ZM134 57V56H133ZM159 57H163V56H159ZM168 57V58H169ZM172 57H171V59L169 60V61H171V60H173L172 59ZM190 57V56H189ZM198 56H196V58H197ZM213 57V56H212ZM215 57V56H214ZM141 58V57H140ZM168 58L166 59V60H168ZM181 58H184V57H181ZM14 59H16L15 57L12 59V58H8L7 60H4V61H1L0 62V75H2V76H5V77H16L17 76V74H18V71H17V69L18 68H16L15 66H16V64L17 63H15V62H12ZM22 59H23V57H22ZM23 59V60H24ZM33 59V58H32ZM78 59H80L79 57H78ZM119 59H120V57H119ZM150 59V58H149ZM148 59V60H149ZM192 59H193V57H192ZM204 59H206V58H204ZM245 59V58H244ZM18 61L17 62H19V58L17 59ZM148 60H146V64H147V66L150 68V65H148L149 64V62H148ZM160 60V59H159ZM166 60H165V58H164V61H163V63L165 64L166 63ZM185 60V59H184ZM214 60V59H213ZM66 61V60H65ZM87 61V62H86ZM136 61H137V59H136ZM142 61V60H141ZM149 61H152V59L151 60H149ZM158 61V60H157ZM182 61V60H181ZM200 60H198V62H199ZM202 61H204L203 59H202ZM33 62V61H32ZM119 62V61H118ZM130 62H131V60H130ZM138 62V61H137ZM201 62V61H200ZM218 62V61H217ZM237 62V61H236ZM236 62H234L233 64L235 65V63ZM77 63H78V61H77ZM145 63V62H144ZM152 63V62H151ZM202 63V62H201ZM19 64V63H18ZM22 64H23V61H22ZM21 64V65H22ZM80 64H81V61H80ZM119 64H120V62H119ZM128 64V63H127ZM127 64H126V68H124V69H122L119 73H120V76L122 77V76H124L126 79H127V83L129 84V80L130 79H140V78H138V77H140V74L139 73H141L142 71H143V69H142V71H139V70H137L136 68H137V66H136V68H135V66L133 65V64H128V66H127ZM164 64H162L161 62H160V64L159 65H164ZM167 64H168V62H167ZM167 64H165L164 66V68H166V65ZM203 64V63H202ZM84 65H86V64H84ZM195 65H196V63H195ZM199 65V64H198ZM233 65V66H234ZM19 66H20V64H19ZM18 66V67H19ZM31 66H32V64H31ZM120 66V65H119ZM143 66H145V65H143ZM161 66H158L157 67V72L159 71L160 73H161V70H162V68H161ZM184 66H187V65H184ZM203 66V65H202ZM233 66H231L232 68L231 69H234L233 68ZM254 66V65H253ZM28 67V66H27ZM122 67V66H121ZM124 67V66H123ZM159 67H160V69H159ZM195 68H196V66H194ZM200 67H201V64H200ZM20 68V67H19ZM25 68H26V63H25ZM28 68H30V67H28ZM27 68V69H28ZM72 68H74V67H72ZM163 68V70L166 72V69H164ZM183 68V67H182ZM182 68L180 69V70H182ZM203 68V67H202ZM201 68V69H202ZM250 68V67H249ZM256 68V67H255ZM56 69V68H55ZM140 69V68H139ZM144 69L146 70V66L144 67ZM179 69V68H178ZM197 69V68H196ZM236 69V68H235ZM29 70V69H28ZM149 69H147L145 72H147ZM192 70V69H191ZM194 70V69H193ZM208 70V69H207ZM237 70H240L239 68H238V66H237ZM255 70V69H254ZM55 71H57V70H55ZM54 71V72H55ZM139 71V72H138ZM179 71V70H178ZM185 71V70H184ZM201 71V70H200ZM199 71V72H200ZM203 71H205V70H203ZM216 71V70H215ZM24 72V71H23ZM54 72H53V74H52V77H54V75L56 74H58L57 72H55V74H54ZM181 73L183 72V71H180ZM179 72V73H180ZM208 72V71H207ZM213 72V71H212ZM263 72H264V70H263ZM142 73H144V72H142ZM164 73V72H163ZM163 73H161L160 74V76H162V74ZM178 73V74H179ZM201 73V72H200ZM215 73V72H214ZM236 73H238V71H236ZM27 74V73H26ZM145 74V73H144ZM148 74H149V72H148ZM148 74L146 73V75H147V77H148ZM157 74V73H156ZM204 74V73H203ZM239 74H240V72H239ZM238 74V75H239ZM60 75L62 76V73H60ZM142 75V74H141ZM158 75V74H157ZM181 75V74H180ZM180 75H177V77H176V75H174L175 77V79L176 78H178ZM208 74H206V76H207ZM211 74H209V76L208 77H211L210 76ZM213 75V74H212ZM237 75V74H236ZM236 75H234L233 77H231V78H234ZM237 75V76H238ZM23 76V75H22ZM22 76H20V77H22ZM173 76V75H172ZM183 76H186V75H181V77L182 78H185V77H183ZM205 76V75H204ZM256 76V75H255ZM19 77V76H18ZM118 77H119V74H118ZM120 77V78H121ZM192 77V76H191ZM258 77H260V75L258 76ZM23 78V77H22ZM86 78V77H85ZM119 78V79H120ZM125 78H123L122 79V81L123 82H120V84L118 83V85H116V83L119 81H117L116 83H115V81H116V79H114V82H113V79H112V82H113V84L114 85H116L117 87L118 86H120L121 85V83H122V86L124 85L123 83H124V80H126ZM157 78H159V75H158V77ZM173 77L171 78L172 80L171 81H169L170 83L173 81V80H175ZM180 78V77H179ZM193 79L195 78V76L194 77H192ZM207 77H205L204 79L206 80V82H208V84L210 83V81H211V83H213L214 81H215V77H214V75H213V77L212 78H214V79H212V78H209L208 80L209 81H207V79H206ZM231 78H229L230 80H231ZM243 78V77H242ZM21 79V78H20ZM26 79V78H25ZM24 79V80H25ZM79 79H81L80 78V74L77 72V69H68V70H66V74H65V76H62V78H60V79H57V83H58V86L61 88V89H65V90H69V91H67V94L64 96V98H62V99H59V98H57L54 94L53 95H51V101H57V107H62V106H64V105H66V103L68 104V102H70V100L73 98V97H75V99H78V102L79 103H82V102H86V101H88L90 98H88V97H86V96H84V95H82V93L81 94H79V90H81V88L79 89V88H76L75 89V87H77L76 85L78 84V82H79ZM143 79V78H142ZM148 79V78H147ZM147 79H146V81H147ZM162 79H164L163 77H162ZM189 79V78H188ZM192 79V80H193ZM203 79V78H202ZM211 79V80H210ZM228 79V80H229ZM235 79H236V77H235ZM234 79V80H235ZM241 79V77L239 78L238 77V82H239V80ZM23 80V81H24ZM144 80H145V78H144ZM151 80V79H150ZM214 80V81H213ZM228 80H226V81H228ZM229 80V81H230ZM242 80V79H241ZM18 81H19V79L17 80V83H18ZM82 81V80H81ZM80 81V82H81ZM87 82H86V86H84L83 88H85L88 92H93V88H94V86H93V84H92V80H89V79H87L86 80ZM121 81V80H120ZM140 82V80H137V85H135L136 87L138 86L139 87V89H141L142 87H144V85L145 84H143V83H146V85H147V83L148 82ZM162 80H160V82H161ZM189 81V80H188ZM233 80H231L229 83H231ZM237 81H234V82H237ZM243 81V80H242ZM125 82V83H126ZM134 82V83H135ZM139 82H140V84H139ZM174 82H176V81H174ZM193 82V81H192ZM202 82H203V80H202ZM259 82H261V81H259ZM24 83H25V81H24ZM131 83H132V81H131ZM135 83V84H136ZM141 83H142V87H141ZM233 83V82H232ZM20 84H22V83H20ZM156 84V83H155ZM169 84V83H168ZM167 84V85H168ZM204 84H205V82H203V84H201L200 83V85H201V87H200V89L201 88H203V86H204ZM208 84H206V85H208ZM132 85V84H131ZM158 85V84H157ZM176 85V84H175ZM199 85V84H198ZM219 84H217V86H218ZM223 85V84H222ZM227 85V84H226ZM254 85H256V83L254 84ZM253 85V86H254ZM259 85V84H258ZM16 86V85H15ZM81 86V85H80ZM113 86V85H112ZM116 86H114V88H116ZM166 86V85H165ZM170 86L172 87V85L171 84H169V88H168V90L170 89ZM228 86H230V84L228 85ZM248 86V85H247ZM261 86V85H260ZM12 87V86H11ZM18 87V86H17ZM125 87H126V85H125ZM137 87V88H138ZM256 86H254V88H255ZM119 88H121V87H119ZM124 88V87H123ZM127 88V87H126ZM126 88H124V89H121V90H123L124 92H126L125 91V89ZM129 88V87H128ZM127 88V89H128ZM135 87L133 86V89H134ZM137 88H135L136 90H137ZM166 88V89H167ZM175 88V87H174ZM225 88V87H224ZM247 88V87H246ZM252 88V87H251ZM253 88V89H254ZM259 88V87H258ZM14 89V88H13ZM73 89V90H72ZM75 89V90H74ZM109 89V88H108ZM110 89L112 90L113 89V87H110ZM109 89V90H110ZM126 89V90H127ZM143 89V88H142ZM165 88H164V90H166ZM256 89V88H255ZM254 89V90H255ZM15 90V89H14ZM155 90V89H154ZM258 90V89H257ZM132 91V90H131ZM138 91V90H137ZM142 90H140V92H141ZM144 91V90H143ZM143 91H142V94H143ZM224 91V90H223ZM242 91H244V93H246L245 92V90H242ZM247 91V90H246ZM249 91H250V89H249ZM110 92V91H109ZM112 92H113V90H112ZM129 91H127L126 93H128ZM136 92V91H135ZM134 92V90H133V93H135ZM139 92V91H138ZM222 92V89H221V91H220V95L222 94L221 93ZM6 93V92H5ZM114 93V92H113ZM133 93H128V95H132ZM169 93V92H168ZM179 93V92H178ZM177 92L175 93V95L174 96H177V94H178ZM219 93V92H218ZM239 93V92H238ZM253 93H254V91H253ZM112 93H109V95L110 96H113V95H111ZM116 94H117V90H116ZM139 94V93H138ZM137 94V97H138V99L141 97L140 95H142L141 93L138 95ZM183 93H181L180 94V96H179V94H178V96L179 97H181V95H182ZM241 94V93H240ZM247 94V93H246ZM264 93H262V95H263ZM114 95H115V93H114ZM169 95H171V94H169ZM185 95V93L183 94V96ZM246 96V95H244L243 94V92H242V94L240 95V96ZM140 96V97H139ZM166 97H168L167 96V94L165 95ZM182 96V97H183ZM235 96H237L239 99H241L242 101L244 100V98L243 97H239V95H235ZM258 96V95H257ZM129 97V96H128ZM133 97H136V93H135V96L133 95ZM137 97H136V99H137ZM186 97V96H185ZM237 97H236V99H237ZM262 97V96H261ZM264 97V96H263ZM130 98V97H129ZM176 98V97H175ZM184 98V97H183ZM133 99V98H132ZM138 99H137V101H138ZM165 99V98H164ZM170 99V98H169ZM173 100H174V97L172 98ZM232 99V98H231ZM235 99V97H234V102L235 101H237ZM104 100H106V99H104ZM180 99L178 98V100L176 99V101H178L179 103L181 102V103H183V104H181V105H184V106H177L178 108L180 107V108H183L182 109V111H185L186 110V108H185V106L186 107H188L187 106V103H184V102H182V101H179ZM202 101V100H201ZM209 101H210V99H209ZM208 101V102H209ZM227 101V100H226ZM242 101L240 102V100H239V102H240V104H242ZM257 101H258V99L256 100L255 99V102L257 103ZM260 101H261V98H260V100H259V102H258V104H259V106H260ZM135 100L133 101V103H134V105L132 104V106H134V107H137V106H139V105H135ZM139 102V101H138ZM225 102V101H224ZM233 102V101H232ZM233 102V106L235 107V103ZM173 103V102H172ZM211 103H214V102H209V103H207V106H209L207 109L209 110V108H210V104ZM254 103V102H253ZM105 104V103H104ZM186 104V105H185ZM201 104V103H200ZM209 104V105H208ZM214 104H216V103H214ZM214 104L212 105L211 104V107H213L214 106ZM228 104V103H227ZM229 104H231V103H229ZM238 104V103H237ZM49 105V102H47V101H44V100H39L38 101V103H37V105L35 106L36 108H37V111L39 112V111H41V110H44L47 106ZM67 106V105H66ZM106 107H105V109L103 110V112H102V115H103V117H102V120H100L96 125H95V130L96 131H99V134H100V132H103V135H102V137H100V138H104L110 131H113L114 129H115V124H114V108H113V105L111 104V103H106V105H105ZM174 106L176 107V105L174 104L172 107L174 108ZM204 106H205V104H204ZM219 106V105H218ZM227 106V105H226ZM225 106V104H224V107H226ZM238 106H239V104H238ZM237 106V108H238V118L240 119L241 118V113H240V109H239V107ZM242 106V105H241ZM258 106V105H257ZM257 106H255V108L257 107ZM264 106V105H263ZM56 107V106H55ZM171 107V106H170ZM170 107H168V108H170ZM171 107V109H173ZM176 107V108H177ZM228 107V106H227ZM251 107V106H250ZM130 108H131V106H130ZM138 108V107H137ZM137 108H135V110L137 109ZM175 108V110L178 112V110L180 109H176ZM184 108H185V110H184ZM197 108V107H196ZM230 108H232V106L230 107V105H229V110H233V108L232 109H230ZM263 107H261V109H262ZM133 110H134V108H132ZM171 109H169V111H171ZM228 109V108H227ZM130 111H129V114L130 115H132V110L131 109H129ZM188 110V109H187ZM196 110V109H195ZM206 110V109H205ZM211 110V109H210ZM209 110V111H210ZM228 110V111H229ZM253 110H254V107H253ZM257 110H258V107H257ZM63 111V110H62ZM77 111V110H76ZM125 111V110H124ZM168 109H167V111H165V113L167 112V114H168ZM173 111H174V109H173ZM188 111H190V109L188 110ZM209 111H208V113H209ZM212 111H216L217 113H218V115H219V113L221 112L220 110H217V108L215 109H213ZM220 111V112H219ZM223 111H226V110H224L223 109ZM228 111H226V112H228ZM255 111V110H254ZM73 112V111H72ZM72 112H71V114H72ZM163 112V111H162ZM179 112H181V111H179ZM243 112V111H242ZM56 113V112H55ZM70 113V112H69ZM128 113V112H127ZM133 113H135L134 111H133ZM160 113V112H159ZM170 113H172V111L170 112ZM188 113V112H187ZM206 113V112H205ZM217 113H216V115H217ZM231 113V112H230ZM262 113V112H261ZM76 114H77V112H76ZM161 114V113H160ZM173 114V113H172ZM171 114V115H172ZM185 114V113H184ZM183 114V116L185 117H183L184 119H186L187 117V115L185 116ZM202 114V113H201ZM213 114H214V112H213ZM243 114V113H242ZM125 115H126V113H124V117H125ZM159 115V114H158ZM171 115H170V118H171ZM173 115H176V114H173ZM179 115H182V114H180L179 113ZM215 115V116H216ZM223 116L224 115H226L225 113H223L222 114ZM234 115H235V113H234ZM67 116V115H66ZM66 116H60V114H58L57 113V115H56V117H55V123H54V127H53V130L54 131H57V130H61L62 129V127L63 128H65L64 127V124L66 123V124H68L69 125V127H70V119H69V117H66ZM74 116H76V115H74ZM177 116V115H176ZM204 116H205V114H204ZM203 116V118H205ZM229 116V115H228ZM227 116V122L229 121L228 119H229V117H231V116H229L228 117ZM71 117H72V115H71ZM122 117V116H121ZM174 117V116H173ZM172 117V118H173ZM181 117V116H180ZM210 117V116H209ZM217 117V116H216ZM128 118V115H127V117H126V119ZM155 118V117H154ZM154 118H152V119H154ZM171 118V119H172ZM179 118V117H178ZM178 118H176V119H178ZM190 118V117H189ZM199 118V117H198ZM202 118V119H203ZM69 119V120H68ZM74 119V118H73ZM121 119V118H120ZM201 119V120H202ZM206 119V118H205ZM122 121H123V118L121 119ZM169 120V119H168ZM188 120V119H187ZM198 119H196V121H197ZM216 120V119H215ZM218 120V119H217ZM226 120V119H225ZM230 120H231V118H230ZM240 120H242V118L240 119ZM252 120V119H251ZM124 121H125V119H124ZM170 121V120H169ZM203 121H205V120H203ZM207 121H208V119H207ZM116 122V121H115ZM146 122V121H145ZM144 122V123H145ZM150 122V121H149ZM175 122V121H174ZM210 121H208V123H209ZM215 122H217V121H215ZM246 122V121H245ZM254 122V121H253ZM159 123V122H158ZM200 124V121L198 120L197 121V124ZM148 124H150V123H148ZM190 124V123H189ZM188 124V125H189ZM199 124L197 125L198 127H199ZM203 124H205V122L203 123ZM207 124V123H206ZM205 124V125H206ZM210 124V123H209ZM216 124V123H215ZM144 125V124H143ZM147 125V124H146ZM174 125V124H173ZM204 125V126H205ZM208 125V124H207ZM211 125H214V124H212L211 123ZM210 125V126H211ZM229 125V124H228ZM228 125L226 126V128L228 127ZM261 125V124H260ZM145 126V125H144ZM144 126H142V127H144ZM151 125H149V127H150ZM210 126H209V128H210ZM141 127V128H142ZM147 127H148V125H147ZM155 127V126H154ZM208 127V126H207ZM146 128V127H145ZM195 128H197V127H195ZM212 128H213V126H212ZM70 129V128H69ZM73 129V128H72ZM147 129V130H146ZM145 130V133L146 132H148V129L149 128H146ZM200 129V127L198 128V130ZM208 129V128H207ZM215 129V128H214ZM53 130L51 131V135H52V137H53V135L54 134H56L55 132H53ZM71 130V129H70ZM70 130H68L69 132H71ZM116 130V129H115ZM134 130V129H133ZM137 130V129H136ZM142 130H143V128L141 129V132H142ZM203 130H206V129H204L203 128ZM202 130V131H203ZM209 130V129H208ZM217 130V128L215 129V131ZM144 131V130H143ZM195 131V130H194ZM201 131V130H200ZM210 131H213V129L212 130H209V132ZM214 131V132H215ZM258 131V130H257ZM256 131V132H257ZM263 131H264V126H263ZM140 132V131H139ZM199 132V131H198ZM198 132H196L194 135H196ZM208 132V131H207ZM53 133V134H52ZM129 133V132H128ZM142 133H144V132H142ZM145 133L144 134H142L141 135V133H140V135H138L139 136V140L141 141V136H143L142 137V139H146L145 137H146V135H145ZM200 133V132H199ZM199 133H198V135H199ZM202 133V132H201ZM58 134V133H57ZM130 134H132V133H130ZM147 134V133H146ZM210 134H211V132H210ZM216 134V133H215ZM91 135H93V134H91L90 133V135H87L88 136V139L87 140H89V139H91ZM109 135V134H108ZM110 135H111V133H110ZM129 135V134H128ZM149 134H147V137H149L148 136ZM213 135H214V133H213ZM217 135V134H216ZM57 136V135H56ZM66 136V135H65ZM135 136V135H134ZM210 136V135H209ZM220 136H222V135H220ZM51 137V138H52ZM94 137V136H93ZM126 138L128 137V136H125ZM197 137V136H196ZM203 137H204V135H203ZM214 136H212V138H213ZM233 137V136H232ZM235 137V136H234ZM243 137H245V135L243 136ZM251 137L253 138V140H250L247 136H246V139L245 140H243L242 141V143H240V145L239 146H236V151H235V149H234V158H232L233 159V165H236V162H238V161H240L241 163H242V161H243V163H246V162H244V160H246L247 161V163H250L248 160H249V158H251V155H252V149H253V151H255L256 149H254L253 147H254V145H253V141H256L257 140V138H258V133H254V135H251ZM259 137H261L260 135H259ZM153 138V137H152ZM197 138H199V136L197 137ZM207 138H208V135H207ZM211 138V137H210ZM212 138H211V140H212ZM242 138V137H241ZM128 139H129V137H128ZM133 139V138H132ZM147 139H149V138H147ZM215 140H216V138H214ZM235 139V138H234ZM87 140L85 141V140H81V142H80V145L85 141V142H87ZM92 140H93V138H92ZM127 140V139H126ZM138 140V142L140 143V141ZM188 140H189V138H188ZM195 140V139H194ZM206 140V139H205ZM204 140V141H205ZM208 140V139H207ZM211 140H209V141H211ZM217 140H218V136H217ZM237 140V139H236ZM241 140V139H240ZM262 140V139H261ZM57 141V140H56ZM104 141V140H103ZM143 141V140H142ZM145 141H148V140H145ZM190 141H191V139H190ZM190 141H188V142H190ZM202 141V140H201ZM200 141V142H201ZM234 141V140H233ZM232 141V142H233ZM237 141H239V140H237ZM128 142V141H127ZM144 142V141H143ZM151 142V141H150ZM149 142V143H150ZM183 142V141H182ZM186 142L187 141H185V143H184V145H187L186 144ZM193 142H195V141H193ZM193 142H191V143H193ZM199 142V146H200V143ZM214 142H216V141H214ZM220 142V141H219ZM223 142V141H222ZM221 142V143H222ZM231 142V143H232ZM262 142V141H261ZM78 143V142H77ZM88 143V142H87ZM94 143V142H93ZM112 143V142H111ZM138 143V144H139ZM209 143V142H208ZM211 143V142H210ZM220 143V144H221ZM229 143H230V141H229ZM84 144V143H83ZM135 144V143H134ZM144 144V143H143ZM183 144V143H182ZM202 144H204V143H202ZM202 144H201V146H202ZM212 144H214V143H212ZM234 144H235V142H234ZM264 144V143H263ZM77 145V144H76ZM190 145L191 144H189V147H190ZM192 145H194V143L192 144ZM215 145V144H214ZM217 145H218V143H217ZM236 145V144H235ZM252 145H253V147H252ZM78 146V145H77ZM75 147L74 146V148H78L79 149V147H81V146H78V147ZM131 146V145H130ZM130 146H129V148H130ZM177 146L178 145H176L173 149H171V150H173V152H171L170 153V155L169 154H167V156L165 157V158H161L158 162H157V166L154 168V170H153V172H151L152 173V182H151V184H150V192H151V189H152V187L154 186V185H157L158 186V189H159V186H161L162 185V178H165V177H167V178H169L170 179V182L168 183V184H166L165 186H164V188L163 189H159L160 190V193L158 194H154L155 196H154V198H152L151 196V198L153 199V201H151V206L148 208V215L147 216H149V222H147L146 223V225H148L149 227H150V225L152 226L151 227V229H153L154 230V232L157 234V237L155 236L156 234H154V242H155V240H157L158 239V243H151V245L152 246H154V247H152V249L151 250H153V251H151V252H153L152 254V256L154 257V259H152L151 261L153 262V264H160L161 262V260H163V259H166V252H165V250H164V248H163V246L165 245V243H166V241L164 240L165 238H164V236H165V234L166 233H168L169 235H170V233L172 232V233H174V235H173V237L171 238V240L169 239V252H170V261L168 260V262L169 263H167V264H209V262H210V260H212V258H211V256H212V254L215 252V250H216V247L217 246H219V245H217L216 247H215V244L217 243V242H220V239L221 238H223V236H224V232H225V228H232V226L233 225H231V221H232V216L231 215H233L234 213H235V211L238 209V210H242V212L245 214H247V212H248V210H251V207H249V205L250 204H252V203H254L253 201H255V200H258L259 202L260 201H263V203H264V168H260L259 169V175H257L258 177L256 178V175H255V178H253V181H254V179L256 180L257 179V181L259 182V184H258V186L255 184V182L257 183V181H254V183H253V181H252V183L250 182L249 184L252 186V187H256L254 190H252L253 192H251V191H249V190H247L246 188V186L244 185V187H246L244 190H242V194L238 197V195H239V193H238V191H237V197H238V200L237 201H235V199H234V201L235 202H233V199H232V202H233V204H232V206H231V201L229 200L228 201V207L226 206V204H225V208L223 209L222 208V210H221V213L219 212V215L216 217V216H214L213 217V214H214V210H213V208H211V206H215V204L214 203H212L211 202V200L213 201L214 199H215V201H217V199H218V196L216 195L215 196V198L214 197H211V195L210 194H208L207 196L209 197V201L208 202H211L212 203V205H210L209 203H208V205H206L207 203V200H206V202L204 203L205 205H206V207L205 206H203V208L200 206V204H201V201H200V198H202L203 197V194H202V191H203V189H200V190H198V191H194V194L192 195L193 197L190 199L191 200V202H190V204L189 203H187V204H189L187 207H186V210H184L185 212H183V214H182V216H179V218H181L180 220H177V215H179V214H177V213H179V211H177L178 209H180L178 206L176 207V205H172V202H174V201H172V200H174V198L176 197V195L178 194V193H182V192H184V191H182L183 189H184V185H182L181 184V182L183 181V180H185V179H183V176L182 177H178V178H173V175H174V166H171L172 165V163H174L175 162V159H176V157H178V156H180V155H178V153H177ZM180 146H181V143H180ZM201 146H200V149H201ZM209 146V145H208ZM220 146V145H219ZM228 146V145H227ZM135 147V146H134ZM189 147H187L188 149H190ZM192 147V146H191ZM205 147H206V145H205ZM232 147H233V145H232ZM262 147H264V146H261V148ZM74 148H72V149H74ZM85 148V147H84ZM90 148V147H89ZM122 148V147H121ZM132 149H133V146L131 147ZM137 148V147H136ZM185 148H186V146H185ZM194 148V147H193ZM195 148H197V147H195ZM226 148V147H225ZM224 148V149H225ZM137 149H139V148H137ZM200 149H199V151H200ZM127 150H128V148H127ZM126 150V152L124 153V159H123V161L121 162V164L120 165H117V164H115V158H114V156H113V159H111V161L110 162H108L109 163V167H111L109 170H106V171H101L100 173H97V175H95V177H97V176H99V178H97L98 179V183H100V184H102V186L101 187H103V190L104 191H106V193H107V195L108 196H106L107 198H106V200L108 199V203H109V201H111L110 199L112 198V194L115 192L116 193V190H115V187H114V189H112V190H110L111 189V187H110V184L113 182V180H114V178H111V176H113L114 175V177L115 176H127L128 177V174L129 173H131L130 172V170H132V167L134 166V164L137 162V161H135V160H138V158L136 159V157L135 156H133L132 157V155H135L136 153V149H134L135 151H134V153L132 152V155H130V153L128 152ZM149 150V149H148ZM185 150V149H184ZM197 150V149H196ZM206 150V149H205ZM204 150V151H205ZM211 150L212 149H210V151L209 152H211ZM221 150H222V148H221ZM227 150V149H226ZM225 150V151H226ZM80 151V150H79ZM86 151V150H85ZM88 151V150H87ZM132 151V150H131ZM139 151V150H138ZM162 151H164L163 149H162ZM161 151V152H162ZM198 151V150H197ZM201 151H203V147H202V150ZM207 151V150H206ZM233 151V150H232ZM258 151V150H257ZM259 151H261V150H259ZM186 152V151H185ZM191 152V155H192V151H190ZM194 152V151H193ZM222 152V151H221ZM67 153H69V152H67ZM152 153H153V151H152ZM186 153H188V154H186L187 155V157L188 156H191L190 154H189V151L187 150V152ZM195 153V152H194ZM205 153V152H204ZM203 153V154H204ZM207 153H208V151H207ZM207 153H205V154H207ZM215 153V152H214ZM224 153V152H223ZM70 155H68V157L69 156H71V155H74V150L73 151H71L70 153H69ZM115 154H117V152L115 153ZM146 154V153H145ZM148 154V153H147ZM180 154V153H179ZM183 154H185L184 152H183ZM182 154V155H183ZM197 156H199V154H197V152L195 153ZM212 154V153H211ZM255 153H253V155H254ZM67 155V154H66ZM77 155V154H76ZM76 155H74V157H76ZM208 155H209V153H208ZM224 155V154H223ZM253 155H252V158L250 159V160H252L253 159ZM256 155V154H255ZM263 155V157H264V154H262ZM86 156V155H85ZM123 156V155H122ZM140 156V155H139ZM151 156V155H150ZM169 156V157H168ZM195 156V155H194ZM197 156H195V157H197ZM203 156V155H202ZM206 156V155H205ZM204 156V157H205ZM215 156V155H214ZM259 157H258V160H256V162H258V161H260L259 160V158H260V154L258 155ZM116 158H117V155L115 156ZM135 157V158H134ZM192 157V156H191ZM190 157V158H191ZM209 157V156H208ZM211 157V156H210ZM222 157V156H221ZM220 157V158H221ZM255 157V156H254ZM57 158V157H56ZM55 158V159H56ZM71 158V157H70ZM69 158V159H70ZM173 158H175V159H173ZM180 158V157H179ZM182 158H183V156H182ZM189 158V159H190ZM199 158H201V157H199ZM203 158V157H202ZM220 158H218V160L220 159ZM256 158H257V156H256ZM55 159L54 160H52L50 163H49V165L46 167V169L44 170V173H47V175H45V176H48V175H51L53 172H54V168H53V166H55L54 164L56 163L55 162ZM81 159H82V157H81ZM85 159V158H84ZM139 159H140V157H139ZM170 159H173V161L174 162H171L172 160H170ZM178 159V158H177ZM176 159V160H177ZM184 159V158H183ZM193 159V158H192ZM192 159H190V160H192ZM204 160L206 159V158H203ZM213 159V158H212ZM214 159H216V158H214ZM255 159V158H254ZM58 159H56V161H57ZM180 160H181V158H180ZM185 160L186 161H184L183 160V162L184 163H181L180 164V166H182V167H180L179 168V165H177V163H175L177 166H178V168L179 169H182L184 172L186 171V168L188 169L189 167H191V165L189 166L188 165V162H190V160L188 161V159H186L185 158ZM194 160V159H193ZM198 160V159H197ZM197 160H195V161H197ZM201 160V159H200ZM209 160V159H208ZM217 160V161H218ZM220 160H222V158L220 159ZM225 160V159H224ZM81 161V160H80ZM84 161V160H83ZM133 161H135L134 163H133ZM139 161V160H138ZM143 161V160H142ZM203 161V160H202ZM210 161V160H209ZM207 162V163H210V162ZM226 161V160H225ZM58 162V161H57ZM66 162V161H65ZM117 162V161H116ZM205 162V161H204ZM204 162H198L197 161V165H204ZM216 161H214V166H215V163ZM230 162V161H229ZM239 162V163H240ZM60 163V162H59ZM58 163V164H59ZM70 163V162H69ZM78 163V160L76 161V159H75V161H74V164H77ZM80 163V162H79ZM132 163H133V166H131L132 165ZM138 163V162H137ZM144 163V162H143ZM206 163V164H207ZM226 163V162H225ZM224 163V164H225ZM246 163V164H247ZM252 163H253V161H252ZM57 164V163H56ZM72 164V163H71ZM191 164V163H190ZM192 164H194V162L192 163ZM196 164H194L195 166H196ZM220 164V163H219ZM222 164V163H221ZM229 164V163H228ZM258 164V163H257ZM263 164H264V162H263ZM27 165V164H26ZM193 165V166H194ZM232 165V166H233ZM250 165H252V164H250ZM70 166V165H69ZM187 166H189V167H187ZM192 166V167H193ZM220 166V165H219ZM219 166H216V167H219ZM248 166H249V164H248ZM253 166H254V169H255V167L257 166V165H255V164H253ZM56 167V166H55ZM81 168H82V166H80ZM78 165H76V168H80ZM137 167V166H136ZM202 167V166H201ZM222 167V166H221ZM250 167V166H249ZM264 167V166H263ZM25 168V167H24ZM28 168V167H27ZM26 168V170H24V171H26L27 173H29L30 172V170H28ZM67 168H68V166H67ZM193 168H196V167H193ZM193 168L191 169V170H193ZM205 170H207L208 168L205 166ZM233 168H234V166H233ZM253 168V167H252ZM58 169V168H57ZM108 169V168H107ZM135 168L133 167V170H134ZM200 169V168H199ZM219 169H220V167H219ZM231 169H232V167H229V168H225L223 171H221V172H223V173H221V172H219L218 171V176L220 177V174H222L221 175V177H220V179H222V177H223V184L222 183H220L221 182V180H219V178L218 179H216L218 176L216 175V178L214 177H212V179H216L219 183H220V185H219V187L221 186V184H222V186L224 187V185H226V191H225V189H224V194L228 191V192H230L231 190H230V188L231 187H239L240 186V184H242L241 182L245 179V178H243V180L241 179L240 180V178L238 179V177L239 176H242V175H244L245 176V174L247 175V173H242L241 174V171H239L238 169V171L236 170V172L238 173L239 172V174L240 175H238V176H236L234 173H236V172H234L233 174H232V172H231ZM72 170H74V169H72ZM81 170V169H80ZM79 170V172H81ZM83 170V169H82ZM136 170V169H135ZM212 170H213V168H212ZM256 170V169H255ZM29 171V172H28ZM56 171V170H55ZM202 171V170H201ZM111 172V173H110ZM187 172V171H186ZM194 172V171H193ZM215 174H216V172H217V170L215 171H213ZM242 172H243V170H242ZM248 172V171H247ZM258 172V171H257ZM256 172V173H257ZM25 173V172H24ZM43 173V174H44ZM85 173V172H84ZM111 175H110V174ZM214 173H212V174H214ZM79 174V173H78ZM95 174V173H94ZM113 174V175H112ZM182 173L180 172V174L178 175V176H180ZM193 174V173H192ZM202 174V176H203V173H201ZM200 174V175H201ZM205 174V173H204ZM212 174H211V176H212ZM25 175H28V174H25ZM68 175V174H67ZM66 175V176H67ZM176 175V174H175ZM194 175V174H193ZM80 176V175H79ZM131 176V175H130ZM134 176V175H133ZM139 176V175H138ZM83 177H85V175L83 176ZM95 177H94V179L93 180H95ZM123 177V178H124ZM151 177V176H150ZM201 177V176H200ZM205 177V176H204ZM27 178V177H26ZM75 178H78L77 177V174H76V177ZM81 178H82V175H81ZM118 178V177H117ZM142 178V177H141ZM159 178H161V179H159ZM194 178V177H193ZM197 178V177H196ZM133 179V178H132ZM150 179V178H149ZM200 179H203V177L202 178H200ZM71 180V179H70ZM119 180V179H118ZM159 180H161V185H159L160 184V181ZM112 181V182H111ZM126 181V180H125ZM150 181V180H149ZM199 181V180H198ZM216 181V183H218ZM59 182V181H58ZM65 182H66V180H65ZM65 182L64 183H62V181H61V185H58L57 187H62L63 188V186L65 185ZM127 182H128V180H127ZM168 182V181H167ZM186 182V181H185ZM213 182V181H212ZM231 182V183H230ZM69 183V182H68ZM70 183H71V181H70ZM119 183H121V181L119 182ZM193 183V182H192ZM207 183H211V182H207ZM218 183V184H219ZM229 183H230V185H229ZM246 183V182H245ZM123 183H121L119 186H117V187H119V188H122L121 187V185H122ZM124 184H126V183H124ZM206 184V183H205ZM212 184V183H211ZM234 186H233V185ZM254 184V185H253ZM55 185V184H54ZM70 185V184H69ZM69 185H68V187H69ZM94 185V184H93ZM95 185H96V183H95ZM185 185H186V183H185ZM192 185V184H191ZM209 184H207V186H208ZM229 185V186H228ZM256 185V186H255ZM184 186V187H183ZM205 186V185H204ZM221 186V187H222ZM155 187V186H154ZM220 187V188H221ZM243 187V188H244ZM61 188V189H62ZM129 188V187H128ZM202 188V187H201ZM52 189V188H51ZM57 189V188H56ZM60 189V188H59ZM94 189H96V187H94L92 190H94ZM157 189V188H156ZM157 189V190H158ZM191 189V188H190ZM232 189H234V188H232ZM67 190V189H66ZM97 190V189H96ZM123 190H125V189H123ZM159 190H158V192H159ZM191 190H193V189H191ZM197 190V189H196ZM210 190V189H209ZM209 190H206V192L207 191H209ZM219 190H221V189H219ZM235 190V189H234ZM101 191V190H100ZM121 191V190H120ZM149 191H148V193H149ZM156 191V190H155ZM124 192V191H123ZM187 192L188 191H186V194H184V195H187ZM190 192V191H189ZM188 192V193H189ZM58 193V192H57ZM60 193V192H59ZM97 193V192H96ZM120 193H122V192H120ZM147 193V194H148ZM207 193H209V192H207ZM207 193H204V196L206 197V194ZM231 193V192H230ZM241 193V192H240ZM95 194V193H94ZM94 194H91L90 196L92 197L91 199H90V202L91 201H93L94 203H95V207L93 208L92 207V209L95 211H89V210H85V211H78V210H76L77 211V215H76V217L78 218V217H81V216H85L86 218H87V220L88 221H91L92 220V218H94V217H97V214H98V210L100 209V208H98V204L97 203H100V202H96V200L98 199V197L96 198V194L94 195ZM202 194V197H200V195ZM215 194V193H214ZM223 194V199H225L224 198V196L226 197V199L228 198L227 197V193L224 195ZM232 194V193H231ZM235 194V193H234ZM234 194H233V196H234ZM105 195V194H104ZM119 195V194H118ZM144 195H146V194H144ZM182 195H183V193H182ZM182 195H181V197H182ZM183 195V196H184ZM210 195V196H209ZM221 193H220V198H221ZM70 196V195H69ZM69 196H68V201L70 202L71 200H69L70 198H69ZM143 196V195H142ZM148 196V195H147ZM228 196H230L229 194H228ZM104 197V196H103ZM141 197V196H140ZM205 197H204V200H205ZM208 197H206V199L208 198ZM212 199H211V198ZM216 197H217V199H216ZM236 197V198H237ZM260 197V199H257V198H259ZM262 197H263V199H262ZM189 198H190V196H189ZM218 199L219 201L221 200V199ZM86 199V198H85ZM89 199V198H88ZM104 199H105V197H104ZM140 199V198H139ZM143 199H145V198H143ZM142 198L140 199L141 200V202H142V200H143ZM162 199H164V201H163V203L164 202H168L169 201V204L168 205H166L167 204V202L165 203V205L163 204V206L161 205L162 204V202H161V200ZM165 199H166V201H165ZM168 199V200H167ZM177 199H180V198H177ZM182 199H184V198H182ZM181 199V200H182ZM226 199L225 200H223V202H225L226 201ZM262 199V200H261ZM87 200V199H86ZM101 200V199H100ZM125 200H126V196L124 195L121 199H119L118 200V202L120 203V205H121V203H122V205L121 206H124L123 204H124V202H125ZM151 200V199H150ZM149 200V201H150ZM170 200L172 201L171 202V204H170ZM60 201L61 200H59L58 201V199H57V197H53L52 196V198H49V199H47L46 198V200H41L39 197L38 198H36L33 202H31L30 204H29V206L24 210V211H21V213L20 214H18V215H16L15 216V221H14V223L15 224H12L13 226L15 225V229H13V226H12V230H11V232L10 231H7V233H6V235H5V237H4V239H2V240H0V264H10V262L13 260V258H15V257H17V255L19 256V254L20 253H23V252H26L27 250H29V252H27V255L25 256V257H23V258H21L16 264H47L48 262L46 261V256L49 254V255H51L50 256V258H51V261L52 262H55L56 260L58 261V259H59V257L60 256H62L63 254H65L66 253V255H67V253L69 252L71 255H73L72 257H71V261H76V264H77V260L76 259H73V257L75 258L77 255H76V253H81L82 252V250L86 253V256H88L89 258H91V260L90 261H92V262H94V263H96V264H99V263H101L102 261H103V258L105 257V253H107V252H105L104 253V248L106 247V249H109L108 247H107V245H105L104 243H106V241H108L109 242V240H111V239H109L107 236H106V238L104 237V236H102V237H104L103 239L104 240H102V238H101V240L102 241H105L107 238L109 239H107L104 243H102L101 242V244H104L105 245V247H102L103 245H101L100 243L99 244H97V243H93V242H91V240L89 239V238H87V237H85V238H83V237H81L80 236V234H81V232H77V231H73V232H68V229H66V230H64V231H59L58 230V232H56V234H55V240H54V243H55V246L52 248V249H50V246H52L51 244V242H45V243H42L40 246H38L39 248H38V250H34V246L36 245V244H38V241H40V238H41V234L43 235V232H40V233H38V235L36 236V237H33L32 239H27L26 240V238H27V236H30V234H32V232L35 230V227L37 226V224L39 223V221L41 220V219H47V222H49V224L50 223H53L54 221H56L61 215H63L64 213H66L67 211L69 212V211H71L73 208H71V206L69 205V202H64L65 204L64 205H59V203H60ZM67 201V200H66ZM99 201V200H98ZM137 201V200H136ZM139 201V200H138ZM144 201V200H143ZM177 201V200H176ZM251 201H252V203H251ZM59 202V203H58ZM87 202V201H86ZM85 202V203H86ZM93 202H92V204H93ZM139 202V204H142V203H144V205H145V201L144 202ZM218 202V201H217ZM222 202V201H221ZM221 202L219 203V204H221ZM222 202V203H223ZM255 202H257V201H255ZM71 203V202H70ZM85 203H84V205H85ZM150 203V202H149ZM161 203V204H160ZM176 203V202H175ZM200 203V204H199ZM87 204H89V203H87ZM136 204H138V203H136ZM178 204V203H177ZM179 204H181V203H179ZM218 204V205H219ZM114 205H115V203H114ZM160 205V206H159ZM172 205V210H167V212L165 213V210H166V207L167 206H171ZM210 205V206H209ZM230 205V206H229ZM164 207L165 209L164 210H162V207ZM173 206H175L176 208H178L177 210H176V208L175 209H173ZM208 206V207H207ZM259 206V205H258ZM118 207V209L120 208L121 209V211H123L122 210V208L123 207H120V206H117ZM125 207V206H124ZM137 207V206H136ZM158 207H161L160 209L158 208ZM196 207H198L199 208V212L200 213H198V210L196 211L195 209H196ZM84 208H85V206H84ZM87 208H88V205H87ZM106 208V207H105ZM144 208V207H143ZM169 207H167V209H168ZM181 208H183L184 209V207H181ZM197 208V209H198ZM216 208V207H215ZM258 208H260V206L258 207ZM81 209V208H80ZM104 209V208H103ZM107 209V208H106ZM111 209V208H110ZM220 209H221V207H220ZM230 209H233V210H230ZM44 210V212H42ZM74 210V209H73ZM115 210H116V208H115ZM159 210H162V211H159ZM182 210V209H181ZM259 210V209H258ZM46 211V212H45ZM100 211V210H99ZM104 211V210H103ZM106 211V210H105ZM108 211V210H107ZM144 211V210H143ZM164 211V212H163ZM192 211V217L190 216V212ZM193 211H195V213H194V215H193ZM218 211V210H217ZM220 211V210H219ZM256 211V210H255ZM116 212L117 211H115V212H112V213H114V215L116 214ZM120 212V211H119ZM181 212V211H180ZM232 212H233V214H232ZM241 212V211H240ZM253 212V211H252ZM97 213V214H96ZM110 213H111V211H110ZM118 213V212H117ZM124 213V212H123ZM144 213V212H143ZM164 213V214H163ZM198 213V214H197ZM253 213H255V212H253ZM103 214V213H102ZM101 214V215H102ZM108 214V213H107ZM145 214V213H144ZM200 214V215H199ZM250 214V213H249ZM256 214H257V212H256ZM104 215V214H103ZM112 215V214H111ZM113 215V217L114 218H112L111 219V222H118L119 220L118 219H120V217H118L117 218V215H115L114 216ZM118 215H121L122 216V214H118ZM181 215V214H180ZM198 215V216H197ZM107 216H109V215H107ZM125 216V215H124ZM14 217V216H13ZM236 217H237V214H236ZM257 217V216H256ZM108 218H111L110 216L108 217ZM116 218V219H115ZM96 219V218H95ZM131 219V218H130ZM148 219H147V221H148ZM212 219V223H213V225H211L210 226V224H209V221ZM240 219V218H239ZM135 221V220H134ZM145 221V220H144ZM237 223V222H236ZM145 224V223H144ZM235 224V223H234ZM51 225H53V224H51ZM236 225V224H235ZM39 226V225H38ZM49 226V225H48ZM68 226V224L66 223V227ZM116 226H117V224H116ZM120 226V225H119ZM124 226V225H123ZM147 226V227H148ZM139 227H140V224H139ZM138 227V228H139ZM250 227V226H249ZM137 228V227H136ZM253 228V226L249 229V230H251ZM124 229V228H123ZM150 229V228H149ZM241 229V228H240ZM254 229V228H253ZM120 230V229H119ZM229 230V229H228ZM143 231V230H142ZM241 231H243V230H241ZM256 230H254V232H255ZM121 232V231H120ZM153 232V231H152ZM151 232V233H152ZM153 232V233H154ZM235 232H237V231H235ZM240 232V231H239ZM244 233H245V231H243ZM64 233H66L65 235H63ZM102 233V232H101ZM113 233H115V232H113ZM143 233H145V232H143ZM133 234V233H132ZM147 234H148V231H147ZM229 234H231V233H229ZM237 234V233H236ZM102 235V234H101ZM108 235V234H107ZM111 235H113V234H111L110 233V236L109 237H113V236H111ZM247 235V237L249 236V234L247 233L246 234ZM115 236V235H114ZM117 236V235H116ZM135 237V234L134 235H132V237ZM243 236V235H242ZM152 237V238H153ZM229 237V236H228ZM235 237V236H234ZM250 237V236H249ZM249 237H248V239H249ZM31 238V237H30ZM157 238V239H156ZM169 238V237H168ZM237 238V237H236ZM124 239V238H123ZM230 239V238H229ZM232 239V238H231ZM242 239V238H241ZM153 240V239H152ZM217 240H219V241H217ZM239 240V239H238ZM243 240V239H242ZM52 241V240H51ZM99 241V240H98ZM168 241V240H167ZM236 241V240H235ZM235 241H233V243L235 244ZM152 242V241H151ZM229 242V241H228ZM232 242V241H231ZM240 242V248H241V246L244 244V240H243V243H241V240L239 241ZM238 242V243H239ZM119 243H120V241H119ZM225 243V242H224ZM116 244V243H115ZM118 244V243H117ZM150 244V243H149ZM156 244V245H155ZM242 244V245H241ZM239 245V244H238ZM108 246H110V244L108 245ZM133 246V245H132ZM132 246H131V248H132ZM117 247V245L115 246V248ZM242 247H244V245L242 246ZM114 248V247H113ZM150 248H151V246H150ZM239 248V249H240ZM110 249H112L111 247H110ZM109 249V250H110ZM119 248L117 247V249H115V250H117L116 252H120V250H118ZM223 249V248H222ZM245 249V248H244ZM247 249V248H246ZM92 250V251H91ZM114 250V251H115ZM218 250V249H217ZM240 250H242V249H240ZM105 251H108V250H105ZM167 251V250H166ZM224 251V250H223ZM222 251V252H223ZM245 251V250H244ZM12 252H14L15 253V255L13 256V257H10V254L12 253ZM93 252V253H92ZM116 252H112V254L110 253V255H112L113 256V254H115ZM131 252V251H130ZM48 253V254H47ZM109 253V252H108ZM137 253V252H136ZM217 253V252H216ZM228 253V252H227ZM226 252H224L222 255V257L225 259L226 258V254H227ZM238 253H240V252H238ZM237 253V254H238ZM91 256H90V255ZM162 254V255H161ZM221 254V253H220ZM236 254V253H235ZM246 254V253H245ZM70 255V256H71ZM76 255V256H75ZM81 256L83 255V254H80ZM80 255H79V258H81L80 257ZM107 255H109V254H107ZM107 255H106V257H107ZM134 255V254H133ZM215 255H218V254H215ZM239 255V254H238ZM120 256H122V255H120ZM120 256H119V258H120ZM142 255H140V257H141ZM225 256V257H224ZM229 256V255H228ZM227 256V257H228ZM213 257V256H212ZM221 257V256H220ZM66 258V257H65ZM67 258H69V257H67ZM76 258H78V257H76ZM137 258V257H136ZM152 258V257H151ZM229 258V257H228ZM228 258H226V259H228ZM143 259L145 260L146 258H144L143 257ZM142 259V260H143ZM215 259H218V258H215ZM236 259V258H235ZM63 260V259H62ZM79 260V259H78ZM142 260L140 261L141 262V264L143 263H146V261H148V260H143L144 262H142ZM220 260V259H219ZM218 260V261H219ZM84 261V260H83ZM155 261V262H154ZM165 262H167L166 260H164ZM213 261V260H212ZM224 261V260H223ZM229 261V260H228ZM238 261V260H237ZM137 262V261H136ZM151 262V263H152ZM163 262V261H162ZM164 262V263H165ZM227 262V261H226ZM225 262V263H226ZM131 263V262H130ZM218 263V262H217ZM219 263H220V261H219ZM237 263H239V262H237ZM61 264V263H60ZM67 264V263H66ZM70 264V263H69ZM86 264H89V263H86ZM131 264H133V263H131ZM137 264H140V263H137ZM150 264V263H149ZM221 264V263H220Z\"/></svg>","mask_w":264,"mask_h":264},{"label":"crops","instance_id":"0c3cea01","mask_svg":"<svg viewBox=\"0 0 264 264\" xmlns=\"http://www.w3.org/2000/svg\"><path fill=\"white\" fill-rule=\"evenodd\" d=\"M63 51L67 50L64 49ZM63 61L65 66L59 65L57 60L55 63L53 51L50 49L49 58L45 61L44 66H39L40 69L43 67L45 69V77L39 76L42 81H40L38 87L41 90L37 88V91L21 92V94H17L12 100L11 111L14 121L13 126L17 122L28 118L34 110H37L35 106L40 99L49 102V106L43 114L42 112L44 110L37 111L39 114H42L39 125L26 124L24 127H20L11 136L13 137L12 140L8 138V145L5 138L0 140V193H3L2 195L0 194V197L5 201L7 198L4 197L8 196H12L14 200L18 199L26 189L28 182L32 181L34 176L28 180L24 170L27 167L37 169V165L42 162L44 153L47 150L58 147L56 142H51L50 140L52 131L51 123L52 121L55 123V117L53 120L52 118L55 112V105L57 106L56 101H51V95L54 94L57 98L62 99L65 93H67L65 89H61L58 86L57 79L65 76L67 69H72L74 62L73 56ZM55 68L58 74L55 77H51ZM60 73H62V76ZM96 85L98 84H95V87ZM89 98L95 99V97L90 96ZM45 125L50 126L45 129ZM78 131H81V129ZM6 145L9 146L7 150Z\"/></svg>","mask_w":264,"mask_h":264}]
</instances>
